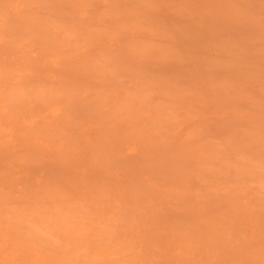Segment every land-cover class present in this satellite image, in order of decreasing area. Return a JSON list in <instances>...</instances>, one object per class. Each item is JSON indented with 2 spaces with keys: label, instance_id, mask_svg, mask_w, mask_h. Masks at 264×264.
<instances>
[{
  "label": "rangeland",
  "instance_id": "obj_1",
  "mask_svg": "<svg viewBox=\"0 0 264 264\" xmlns=\"http://www.w3.org/2000/svg\"><path fill=\"white\" fill-rule=\"evenodd\" d=\"M149 1L150 0H0V264H29L31 261V264H42V262H45V264L46 262L47 264H130L129 262H131V264H264L263 256L258 257L264 254H262V251H258L260 254L256 252L257 249L263 250L264 248V227L263 224L259 223L262 218V221L264 223V217L263 214H261L262 218L261 216H259L260 220L258 222V217H256L257 215L253 214V218L252 215H250L248 212L250 211L249 207L251 208L252 206V201L253 205L255 204L257 205V208L259 207V213L260 211H262L259 203H256L258 200H253V198L256 196L260 198L261 195H264V140H261V143L263 142L262 145L260 142H258L259 139H261V136H263L262 139H264V123H262L264 122V0H157L156 2L158 4L153 0L150 2ZM152 2H154V4ZM136 4L137 6L140 5L141 8L139 7L140 9L136 10ZM237 4L240 6V9H237L238 11H235L236 7L238 8ZM258 4L260 5V7ZM214 6L221 7L218 8ZM233 6L236 7L234 8ZM225 7L227 9H225ZM217 8L218 11H222L220 14V11L218 12V14H216ZM257 8H260V10L258 11ZM129 12H131V14ZM117 13H119V16L117 15ZM39 14L41 16H39ZM33 16L35 19H37L36 21ZM26 17L28 19L31 18L32 21L31 19L28 20ZM160 17H162L163 20ZM125 18L129 21H127ZM14 20L15 22H13ZM8 21H10L9 23L11 24L7 25ZM36 22H39V24H37ZM133 24L135 29H132L134 28ZM80 27L84 28L83 31L86 30V32H80V30L77 29H80ZM85 27L88 29H85ZM90 28H92L93 30ZM120 28H123L121 29V32ZM129 28H131L132 30ZM168 30L171 32H165ZM3 31L5 34L3 33ZM163 31L165 32V34ZM8 32L12 33H10L11 36L10 34H6ZM19 32H21L22 34H19ZM159 32L162 33L163 36ZM175 33L177 35H175ZM178 34H181L180 36H182V40L179 39L181 37H179ZM157 35L159 36L157 37ZM39 36L41 38H39ZM177 36L179 38H177ZM137 37L139 38L137 39ZM19 38L20 40H18ZM130 40L131 43L133 41L135 42L136 40L137 43L135 44L138 48H136L134 42L132 43L133 45L131 43H128ZM177 40L179 42H177ZM143 43H145V46L143 45ZM145 48H148V50L146 49L145 51ZM184 49L186 53L187 50H190L188 51V53H190L188 54V56L184 55V57H180H183L184 61H187H183L184 63H181L183 58L179 60L180 58L178 59L177 55H179L181 51H184ZM142 52L144 53V55ZM195 52L197 61H195V59H193L192 57V53L195 54ZM162 54H164V56L168 55L170 57L176 54L177 59L180 62H177V59L174 57L175 61H171V59L174 60L173 58H171L170 60L168 59L169 62L166 63L167 60H163L164 56H161ZM136 55H138L139 57ZM180 55H183V53ZM186 56L192 57V60L190 58L189 59L191 61L185 60L188 59ZM37 60H39V62ZM33 61L38 62L41 65H39L38 67L37 63V66H34L35 63L33 64ZM119 61L120 63H117ZM162 61H164L165 64H163L164 62ZM7 62L9 63L10 68H12L11 66L13 65L17 70H14V67L12 69H9V67L7 66ZM32 64L33 67H31ZM119 64H122L123 68L122 65L119 66ZM195 64L200 65L199 67H201L202 69L204 67V72L206 71L208 73H201L203 72L201 71V68H199V72L198 70L197 72L195 70L196 73H193L194 70L191 71V69H197V66ZM128 66L131 67L129 68ZM20 67L26 68H21V70L23 69L21 71L20 69H18ZM107 67L108 69H105ZM42 69L45 73L43 71L40 72ZM111 71H114L116 76H113L114 72L111 73ZM135 71L137 73H134ZM188 71L191 72L189 73ZM11 72L13 73V75ZM39 72L42 75L41 77L39 76ZM127 72L129 73L127 74ZM132 72L134 75L130 74ZM35 73H38V75H36ZM110 73L112 74L114 79H112ZM198 73L201 74V77ZM137 74L140 75V77ZM193 74L199 76L197 77L198 80ZM105 75H109L111 77L110 78L109 76H107L110 81L113 80V82H115L116 80L115 83L116 86L119 87V89H117L118 87L116 88V86L114 85L115 83H113L112 81L111 82L113 84L107 82L109 83L107 84V86L110 84L113 85V88L115 86V91L117 92L116 97L118 96L117 99H115V95H112L116 94L114 93L115 91H111V89H113L110 88L112 85L108 87V89H110L109 92H106V89L105 92L101 93V91H104L101 90V87H103L106 81H109V79L107 80V78L106 80H104ZM136 75L138 77H136ZM75 76L81 77L85 81H91L89 83L87 82V84L92 83L91 85H93V83H97L98 85V83H100V85H103H101V87L99 86L100 88H98V86L96 85V87L98 88L96 93V88L90 89L88 86H86V83H83V86L79 80L82 87L86 86L89 89L83 93L81 92L83 95L78 97V94H80V92L78 93L77 90L75 91V88L77 85H79V82L77 83L75 81L78 80V78H76ZM117 76L120 78H115ZM192 76L194 77L192 78ZM199 79H201V82L202 80H204L206 85L203 86V82L201 83ZM30 80L32 83L30 82ZM100 80H103L105 82L101 83ZM29 82L32 84L31 88L37 86L36 89L38 90L34 92V89H30L34 92L31 94L37 95V93L43 92L46 98H44V95L42 96L41 93L39 95V98L35 97V95L31 96L29 95V93H27L29 96L25 95V93L21 89V84H26H23V86L27 89V87H30ZM199 82L201 83V85ZM18 83L19 85H21L20 89L23 92H20L19 94L22 93L25 96H22V94H16L19 91L15 92L14 89L15 85H17ZM33 83H35L36 85ZM196 83H198V85L200 86H196ZM10 84L12 86H10ZM43 84L47 89L44 88ZM191 84L194 86H191ZM51 85L56 92L62 90V87L66 85H68L66 87H68L69 89L67 88L68 91H64V88V93L59 98L56 96V94L53 95L55 92L51 88ZM107 86L104 88H107ZM205 86L208 87V89L210 88V91L214 90L215 88V91L219 89V95L217 96L219 97L222 95L221 97L223 100V102L222 100L220 102V99H217L219 103H217V101L214 103L213 101H215L216 97L214 99L212 98V101H209V103L213 102L214 105L212 107V105L210 104V107L216 109L213 110L212 108L209 109L207 107L210 111L212 110L210 113L206 112L209 110L205 107V112L201 111L203 107H201L202 109L200 110L198 109V107L205 105L207 101L206 99L209 98L208 97L205 99L206 95H203L204 93L202 90H204L203 87L206 88ZM86 87L85 89H87ZM93 87H95V85H93ZM126 87H128L127 89L129 90L131 89L130 91L135 90L136 93H140V96H138V98L133 97V95H136L135 93L130 96L132 97V100L134 99V102L127 96L126 91H124L125 89L122 90ZM167 87H169L170 89H168ZM55 88L60 90L57 91L55 90ZM70 88L73 91H71ZM164 88H166L167 91ZM16 89H18V87ZM208 89L204 91L207 92ZM11 90L14 91L12 92ZM43 90H47L48 92L46 91L44 93ZM81 90L82 89H80V91ZM25 91L28 92V90ZM168 91L171 93H169ZM184 91H186L187 93ZM51 92L54 93L50 95ZM200 92L203 94L201 95ZM72 93L74 94L72 95ZM209 93L210 92H208V94ZM9 94H11L10 97ZM48 94L50 96H48ZM58 94L60 95L61 93L59 92L57 93V95ZM75 94L76 97L74 96ZM103 94H105V98H107V94H111L110 96L113 98V100H111V98L105 99L104 96V100L102 97H100L102 100H97V96H102ZM211 94L212 95H210V97H214V92H212ZM12 96L14 97V100L18 101H13L15 105L12 103ZM21 98H23V100L26 99V102L23 101L22 104H20L22 101L20 100ZM69 98H71L72 101ZM40 100L42 101V103L40 102ZM125 101L127 103L131 102L132 104L124 103ZM176 102L178 104H176ZM10 103H12L13 106ZM26 103L27 105L25 106ZM73 103H76L75 106H78L74 107ZM157 104H161L162 106L163 104H166L164 105L165 108L161 107V110L163 112V109H166V106L167 108H169L166 110V112L161 113L158 107L161 105ZM215 104L219 105V107L217 108ZM221 104L222 107H220ZM40 105L42 107H40ZM177 105L179 108L177 107ZM38 106L40 108H38ZM138 106H140V109L137 111ZM195 106L197 108H195ZM206 106H209V104H206ZM76 108L77 110H75ZM245 109H247L248 111H246ZM16 111L17 114L15 113ZM66 111H68L69 113ZM219 113H223L224 115L222 114V117H217L216 114ZM72 114L76 118L75 122H72L74 120H70L73 117L71 116ZM220 114L219 116H221ZM249 119H251V121ZM68 120L72 122L71 124L75 123V130L71 129V127L74 126H66L69 129L64 126L69 123ZM121 124H124L122 126L126 129V132H124V130L122 129L124 134L122 130H120L121 128L119 125ZM255 124L257 125V127L255 126ZM258 124H261L260 127ZM43 126L46 127L44 130ZM111 126L117 127L112 128ZM37 127L39 128V130L44 131L43 134H41V131L37 130L36 134H41V137L39 135L35 136L34 134H31L35 133L36 130H33V128L38 129ZM49 128L51 129L49 130ZM149 128L151 130L153 129L154 136ZM45 130H49L50 132L53 131L51 134L52 136L50 135L49 131V134L45 135ZM208 130H210L209 132L211 133H207ZM213 131H215V133ZM198 132L199 137L202 136L201 138L198 137ZM56 133L57 135H59L58 137L56 135L54 136V134ZM104 133H106V135ZM131 133L134 134L131 135L132 140L129 137V134ZM42 135H44V137ZM123 135H126V137L128 138L125 139ZM257 137L258 140H256ZM59 140L60 142H58ZM184 140H186V142ZM253 142H256L257 144ZM55 144H57V146ZM68 144H72L74 147H77L74 148L72 145ZM258 144L260 145L257 146ZM154 148H156L158 152ZM152 149H154L155 151ZM203 149L205 153L202 152ZM81 150H83L84 153L86 152L84 154L86 157H83V153L80 154ZM216 151H221L225 155L221 156V153L219 152V158H217ZM210 153L211 157H209V155L206 156ZM39 154L42 156H40ZM199 154L203 155L200 156ZM37 155L39 156V158L37 157ZM65 155H67L68 159ZM212 155H215L216 157ZM43 156H45V158ZM227 156L229 157L230 161L231 159L235 158L232 160L235 164L231 163L230 165V162H227ZM40 157H42L45 162L49 163L41 162L40 165L39 161H42ZM121 157L123 160L120 159ZM35 163H38L41 167L39 165L35 166ZM238 165L242 167L238 168ZM123 166L126 169L128 168L130 170L126 171L125 168H122ZM88 167L90 168V170ZM4 172H8L9 175L5 174ZM246 175L252 178L256 177V179H258L259 181L256 179H251L252 181L254 180L252 183V181L248 179L249 177H247ZM54 178L56 179L55 181H58V183H55V181L54 183L59 185H55V187L59 188V190L61 189V192H59L58 190V192L61 193V196L56 193L57 188H55V196L53 195V193H51V187L54 190V185L51 186L50 184H54L52 182ZM229 178L231 179V182L233 179V181H236L237 178H240L237 179V182L234 183H236L237 185H241L240 183L243 181L242 185L244 186V181H246L247 179L248 183L251 181L249 184H246L247 188L245 187V189L247 191L243 189V191L246 193L240 192L242 189L238 193L237 190L239 188L235 190V185L233 182L232 184L234 186L231 184ZM227 179L229 182L227 181ZM144 181H146V184L144 183ZM238 181L240 183H238ZM255 182H257L256 185ZM174 183L177 186L180 185L181 190H185L186 188V192H184V190L179 191V187L177 188ZM68 184H70V186H68ZM250 184L252 185L250 186ZM76 185H79V188ZM138 185L142 187L140 188L138 187ZM167 185H174L175 187L173 186L171 189L166 187ZM192 185L194 186L192 187ZM227 185H230L229 187H233H231L232 191ZM48 186H51L50 191H48ZM73 186L75 189H77V191L79 189L81 190H79L78 192L75 191L74 188H72L74 189L72 190L71 187ZM248 186L251 187V189ZM202 187L206 188V191ZM97 188L100 190H98ZM194 188L195 190H193ZM219 188L223 190L221 191ZM224 188H227V190H230L231 192H226V189ZM112 189L113 191L111 192ZM197 189L200 191L201 195L200 193H197ZM90 190L92 191V193ZM189 190H193V193H191V191L189 192ZM219 190L221 192L220 195H222L223 197H219V193L216 194V192H218ZM233 190L237 191V194L232 193ZM74 191L77 194L74 193ZM46 192H48L49 195L48 193L46 194ZM80 192L83 193L81 194ZM223 192L226 193L223 194ZM78 193H80L82 197L83 195H85V199L82 198L79 201L80 194ZM97 193H103L99 196L101 199L98 197ZM211 193L214 195L212 196ZM50 194H52L54 198H56V194L59 196H57V199H55V203H52L51 199L54 200V198ZM71 194L74 196V199L72 198L73 196ZM210 194L212 197L211 200L209 199L211 198L209 196ZM45 196H51V199L50 197L49 200L45 198L46 201H44V199L42 198H44ZM102 196L104 198H102ZM217 196L221 199H219ZM91 197L93 198L94 203ZM214 197L215 199L217 198V201H215ZM246 197L247 202L244 200L246 199ZM250 197L252 198V201L249 203L248 201L251 199ZM88 198L89 200H91H87ZM98 198L100 200H97ZM206 198L209 199L210 202H212V204L214 205H212L213 207H211L210 209L209 206L211 203ZM263 198L261 197V199L263 200L262 202L264 203ZM22 199H24L25 201ZM186 199H193L192 202L195 200L196 206L203 203H206V205L203 204L204 209L201 205L202 209H200L202 211L200 209L198 210V207L196 206H194V208L192 207L193 209L191 210V208H189L187 206V203L185 202ZM242 199L245 201V203H242L243 201L241 202ZM86 200L89 202L88 206H93L94 204H96L92 208V210L96 209L95 212L93 210L94 213H100L101 210L102 212H104H101L100 216L97 214L99 217L96 214H93L94 217L92 216V218H89L90 220H88L87 215L85 217L84 214L85 212L87 213V208L90 207L91 209V206L84 207L85 204H87ZM188 200L186 201L188 202ZM232 200L237 202H232ZM81 201H83V203H81ZM183 201L185 202V205H183ZM29 202L31 203V207L29 204H27ZM190 202L191 201H189L188 203ZM262 202H260V204ZM14 203L16 205H14ZM71 203L73 205H71ZM76 203L80 204H78L79 208L81 206L86 208V211L84 209L85 212L81 211L82 209H79V211L83 212L84 214H73L75 213V211H78L74 208V205H76ZM127 203L130 205V207L128 206L129 208H127ZM180 203H182V206L180 205ZM207 203L210 204L208 205ZM246 203L250 204L251 206H244L246 205ZM18 204H21V207ZM32 204L35 205V209L34 206L32 207ZM38 205L40 206V210L38 209ZM56 205H58L57 208ZM14 206H16V208ZM121 207H123L124 209ZM262 207L264 208V204L262 205ZM58 208L60 210H58ZM111 208L113 213L111 212ZM131 208L132 210H130ZM195 208L197 209L193 213V210ZM205 208L208 210H206ZM2 209L5 210L2 211ZM36 209H38L39 211H37ZM46 209L49 210L47 211ZM70 209H74L75 211H69ZM121 209L124 210V212H127L124 214V216H122L123 214H119ZM241 209L242 212L240 211ZM43 210L46 211L43 212ZM61 210L63 211V213L60 212ZM161 210L164 211L162 212L163 214H161ZM8 211H10L9 214L7 213ZM57 211L59 212L57 213ZM196 211H200L199 213L201 214H197L198 212L195 213ZM226 211L229 213L231 212L235 216L237 215L236 217L234 216V219H236L231 220L232 217H225L229 214ZM11 212L13 214H11ZM36 212H38L39 214H37ZM66 212H68L69 214ZM124 212L121 211V213ZM154 212L157 214H155ZM224 212L225 216L223 215ZM238 212H240L241 214L245 212L244 216L246 217L247 215L246 218H248V220L246 221L245 219H242L243 215H240ZM4 213H6L10 217H7V215H4ZM52 213H54V215L57 214L58 216H52ZM60 213L63 215L65 213L66 216L70 217L71 214H73L72 217H69L68 219V221L70 220L72 224H70L71 222L69 223L68 221H65V216L61 215ZM104 213L107 216H105ZM231 213L229 215H231ZM154 214L155 217L157 216L158 219L161 220L159 222L157 219L159 223H156ZM159 214L161 216L165 215L166 218L161 217L160 219ZM221 214L223 215V218L225 217L227 219H223L221 217ZM77 215L79 217H77ZM82 215H84V217ZM219 215L221 219L218 218ZM239 215L242 217L238 219ZM73 216L79 219L77 220V218L75 219ZM95 216H97L98 219ZM121 216L124 217L125 221H133L135 219L134 222H136V224L139 222L138 224L141 225H138L137 228V225L135 223V225L133 223L131 224V221L127 223L122 220L123 218L121 219ZM142 216L144 217V219ZM4 217H6L7 219H5ZM129 217L130 220H128ZM229 217L230 219H228ZM217 218L221 221H218ZM60 219L62 222L60 221ZM151 219L154 220L151 221ZM141 220L145 221L148 227L146 225L144 226L145 222L142 223ZM233 220L234 224L231 225L230 223L233 222ZM236 220L238 221V223ZM101 221L105 223L104 230L108 228L106 227V223H108L109 226L110 222H116V226L114 225L112 227V230L110 231L108 228L106 230V235V232L104 230L101 232V229L103 228ZM256 221L259 223V225L261 224L262 227L261 225H257ZM73 222H75L76 227H74L75 225H73ZM161 222H163L165 225L161 224ZM213 222H215V226L213 225ZM239 222L242 225L247 226L246 228L243 227V229H245L246 232L250 233L249 236H247V233L242 229V227L241 229L243 230V232L241 233L242 230L239 227L242 225H237L240 224ZM79 223H82L83 225H79ZM123 223H125L124 226L126 228L123 226ZM94 224H97L96 228ZM120 224H122V226ZM188 224L189 226H191L188 227ZM192 224L194 225V227ZM229 224L233 227L236 224L237 230H235L234 228L231 232L228 230L231 229L230 227L225 228L228 227ZM15 225L19 228H22L24 226L22 229H27L25 231L27 233L24 232V234V230H19V228L15 227ZM162 226L164 227L162 228ZM186 226L187 229L185 228ZM209 226L211 230H214L216 228L215 230L217 232L215 230L213 231L214 233L210 231ZM213 226L215 228H213ZM222 226H225V229H223ZM258 227L262 229V231L260 230L262 232L261 235L259 234L260 232L257 233L258 235L254 234V232H257ZM127 228L129 232L127 231ZM146 229L147 231H145ZM168 229L169 231H167ZM172 229L174 232L171 231V233L170 230ZM181 229H183V231H181ZM190 229L192 231H189ZM217 229L219 231L223 230V232L228 230V235L233 234V238L231 236L227 237V234L223 232H220L222 233L221 237L218 236L219 231ZM233 230H235L236 235L234 234ZM19 231L21 232L20 236L24 235L21 238L20 236H18ZM113 231L115 232V234ZM175 231L181 232L178 233V235L181 234L180 236L182 238V241L185 242H187V237L190 238L189 236L191 235V233L187 235L188 232L197 231L196 234L198 235L199 233V237L201 236L200 238L203 239L202 241H196V237L194 238L191 235V237L194 239H190L187 244L184 243L182 245V243L179 244V242H175L177 241L175 240L176 238L179 239L177 234H175L177 233ZM154 232L156 235L154 234ZM130 233L133 234H131L130 236ZM204 233H207L208 238L210 237L208 240V244L212 243L213 239L215 242V239H219L221 243L222 239L224 240L222 244H226L225 247L222 244L219 245L218 240V245L215 242L209 245L211 246V248L209 247L211 251H213L212 249H215V251L210 252V250L207 249L208 247L206 240L208 238L206 234L205 236L207 239H205L203 235H201ZM193 234L195 235V233ZM213 234L214 237H217H212ZM13 235L15 237H13ZM25 235L28 237H26ZM234 235L235 237L238 236L236 237L238 242H235L236 240L234 239ZM39 236L45 237L42 239ZM134 236L138 239H135ZM155 236H157L158 239ZM17 237L19 240L17 239ZM37 237L39 238V240ZM211 237L213 239H211ZM22 238H25V242H28V244L30 242L29 246L26 245L25 242H21L24 241ZM226 238H228L230 241ZM33 239H36L37 241ZM197 239L199 238L197 237ZM232 239H234V242L237 243V245L233 241L231 242ZM159 240L161 242H159ZM242 240L245 241L244 244L241 243ZM173 241L177 244L176 248H172L174 246ZM45 242L48 244H45ZM134 242L137 244L141 243V245L139 244L140 246H137L136 244H133ZM42 243L45 244V246ZM170 243L173 246H171ZM196 243H200L199 245H201V247H199V245L197 247ZM205 244L207 248L205 247ZM35 245L36 247H32ZM142 245H144L145 247ZM181 245L184 246L182 250H180ZM202 245L204 246V248ZM190 246L194 248L192 249V247ZM217 246H219V248L221 246L222 247L219 250ZM235 246L239 249L241 248L242 251L245 252H238V249ZM29 247H31L32 251ZM50 247L51 249H49ZM138 247H140L141 250H139ZM170 247L173 249V253H171L172 251L170 250ZM233 247L234 249H232ZM16 248H18V250ZM186 248H188L187 252ZM167 250H169L170 252H168ZM252 250V253L254 255L256 254L255 256L258 257L259 260H257V258H255L254 256L249 257L250 254L247 253ZM40 251L44 252L45 257L43 254H38L40 253ZM231 252L232 255L234 254L233 256L231 255L232 257L230 256ZM27 253L31 254L33 257L30 255V258L29 254L27 255ZM46 253L48 254V256H52V258L48 257ZM115 254L117 256H115ZM210 254L212 258L210 257ZM235 255H238L237 258ZM39 257H42L41 261H39ZM46 257L48 260H46ZM33 258L34 260L37 259L35 263ZM143 258L145 261H143ZM162 258H164V260H169V262L163 261ZM197 258L199 259V261L197 260ZM30 259L32 260L30 261Z\"/></svg>",
  "mask_w": 264,
  "mask_h": 264
},
{
  "label": "bare ground",
  "instance_id": "obj_2",
  "mask_svg": "<svg viewBox=\"0 0 264 264\" xmlns=\"http://www.w3.org/2000/svg\"><path fill=\"white\" fill-rule=\"evenodd\" d=\"M150 1H152V0H150ZM150 1H149V2H150ZM153 1L156 2L157 0H153ZM231 1H232V0H231ZM233 1H234V0H233ZM247 1H248V0H247ZM85 2H86V1H85ZM88 2H89V1H88ZM88 2H87V3H88ZM152 3L154 4V2H152ZM156 3H157V2H156ZM233 3H235V2H233ZM233 3H232V4H233ZM239 3H240V1H239ZM243 3H244V2H243ZM137 4H138V3H137ZM137 4H136L135 6H137ZM153 4H152V7H153ZM157 4H158V3H157ZM237 5H238V4H237ZM237 5H236V6H237ZM254 5H255V4H254ZM258 5H259V4H258ZM258 5H257V6H258ZM135 6H134V7H135ZM236 6H233V7L235 8ZM242 6H243V5H242ZM262 6H263V5H262ZM137 7H138V8H137ZM137 7H136V10H138V9L141 8L140 5H138ZM139 7H140V8H139ZM152 7H151V8H152ZM156 7H157V6H156ZM214 7H218V8H219V7H221V6H214ZM226 7H227V6H226ZM226 7H225V9H227ZM246 7H247V6H246ZM259 7H260V5H259ZM25 8H26V7H25ZM25 8H24V9H25ZM218 8H217V13L215 12L216 14H218L219 11H220L219 14L222 12L221 10L218 11ZM255 8H256V7H255ZM126 9H127V8H126ZM131 9H132V8H131ZM142 9H143V8H142ZM223 9H224V7H223ZM237 9H240V6H239V5H238V8L236 7V10H235V9H234V10H235V11H238ZM244 9H245V8H244ZM257 9H258V11L260 10V8H257ZM262 9H263V8H262ZM5 10H6V9H5ZM124 10H125V9H124ZM214 10H215V9H214ZM231 10H232V8H231ZM116 11H117V10H116ZM119 11H120V10H119ZM119 11H118V12H119ZM128 11H130V10H128ZM146 11H147V10H146ZM146 11H145V12H146ZM148 11H149V10H148ZM150 11H151V10H150ZM122 12H125V11H122ZM126 12H127V11H126ZM129 13L131 14V12H129ZM146 13H147V12H146ZM153 13H154V12H153ZM226 13H227V11H226ZM1 14H2V13H1ZM55 14H56V13H55ZM93 14H94V13H93ZM118 14H119V13H117V15H118ZM123 14H124V13H123ZM222 14H223V13H222ZM260 14H261V13H260ZM32 15H33V14H32ZM32 15H31V16H32ZM102 15H103V14H102ZM117 15H116V16H117ZM127 15H128V13H127ZM31 16H30V17H31ZM37 16H38V15H37ZM39 16H41V15L39 14ZM39 16H38V17H39ZM43 16H44V15H43ZM118 16H119V15H118ZM121 16H122V15H121ZM125 16H126V14H125ZM132 16H133V15H132ZM139 16H141V15H139ZM139 16H138V17H139ZM0 17H1V16H0ZM35 17H36V16H35ZM38 17H37V18H38ZM49 17H50V16H49ZM51 17H52V16H51ZM102 17H103V16H102ZM102 17H101V19H102ZM256 17H257V16H256ZM261 17H263V16H261ZM26 18H27V17H26ZM26 18H25V19H26ZM33 18H34V16H33ZM160 18L162 19V17H160ZM216 18H217V17H216ZM7 19H8V18H7ZM27 19H28V18H27ZM29 19H31V18H29ZM29 19H28V20H29ZM34 19H35V18H34ZM34 19H33V20H34ZM120 19H121V18H120ZM123 19H124V17H123ZM125 19H126V18H125ZM0 20H1V18H0ZM12 20H13V19H12ZM12 20H11V21H12ZM36 20H37V19H35V21H36ZM39 20H40V19H39ZM114 20H115V19H114ZM126 20H127V19H126ZM157 20H158V18H157ZM162 20H163V19H162ZM247 20H248V19H247ZM259 20H260V19H259ZM31 21H32V19H31ZM42 21H43V20H42ZM127 21H129V20H127ZM242 21H243V20H242ZM261 21H262V20H261ZM9 22H10V21H8V23L6 22L7 25H8V24H11V23H9ZM13 22H15V20H14ZM75 22H76V21H75ZM122 22H123V21H122ZM20 23H22V22H20ZM30 23H31V22H30ZM36 23H37V22H36ZM132 23H133V22H132ZM134 23H135V22H134ZM139 23H140V22H139ZM242 23H243V22H242ZM23 24H24V23H23ZM37 24H39V22H38ZM41 24H42V22H41ZM125 24H126V23H125ZM125 24H124V25H125ZM137 24H138V23H137ZM5 25H6V24H5ZM15 25H17V24H15ZM21 25H22V24H21ZM32 25H34V24H32ZM117 25H118V24H117ZM131 25H132V24H131ZM258 25H259V24H258ZM11 26H12V25H11ZM11 26H10V27H11ZM35 26H36V24H35ZM42 26H43V24H42ZM42 26H39V27H42ZM45 26H46V25H45ZM49 26H50V25H49ZM86 26H87V25H86ZM110 26H111V25H110ZM135 26H136V24H135ZM13 27H15V26H13ZM13 27H12V28H13ZM16 27H17V26H16ZM33 27H34V26H33ZM74 27H75V26H74ZM133 27H134V24H133ZM164 27H165V26H164ZM18 28H19V27H18ZM45 28H46V27H45ZM75 28H76V27H75ZM8 29H9V28H8ZM15 29H17V28H15ZM38 29H39V28H38ZM77 29L80 30V32H82L84 28L80 27V29H79V28H77ZM85 29H88V28L85 27ZM90 29H92V28H90ZM114 29H115V28H114ZM121 29H123V28H120V32H121ZM129 29H131V28H129ZM132 29H135V27L132 28ZM132 29H131V30H132ZM137 29H138V28H137ZM165 29H166V28H165ZM218 29H219V28H218ZM263 29H264V28H263ZM22 30H23V29H22ZM22 30H21V31H22ZM92 30H93V29H92ZM158 30H159V29H158ZM172 30H173V28H172ZM9 31H10V30H9ZM35 31H36V30H35ZM35 31H34V32H35ZM37 31H38V30H37ZM42 31H43V28H42ZM89 31H90V30H89ZM115 31H116V30H115ZM174 31H175V30H174ZM215 31H216V30H215ZM44 32H45V31H44ZM77 32H79V31H77ZM83 32H86V30H84ZM118 32H119V30H118ZM134 32H135V31H134ZM163 32H164V31H163ZM165 32H171V31L168 30V31H165ZM165 32H164V34H165ZM175 32H176V31H175ZM213 32H214V31H213ZM3 33H4V31H3ZM10 33H11V32H10ZM10 33L8 32V33H6V34H10ZM40 33H41V32H40ZM159 33H160V32H159ZM159 33H158V34H159ZM4 34H5V33H4ZM11 34H12V33H11ZM11 34H10V36H11ZM19 34H22V33L19 32ZM114 34H115V32H114ZM126 34H127V33H126ZM160 34H162V33H160ZM171 34H172V33H171ZM15 35H16V34H15ZM36 35H37V33H36ZM36 35H35V36H36ZM117 35H119V34H117ZM130 35H131V34H130ZM133 35H134V34H133ZM166 35H167V34H166ZM166 35H165V36H166ZM175 35H177V34L175 33ZM178 35H179V34H178ZM180 35H181V34H180ZM180 35H179V37H181V38H179L178 36H177V38H179V39L182 40L183 38H182V36H180ZM17 36H18V35H17ZM158 36H159V35H157V37H158ZM162 36H163V34H162ZM263 36H264V35H263ZM1 37H2V36H1ZM7 37H8V35H7ZM12 37H14V36H12ZM18 37H19V36H18ZM5 38H6V37H5ZM39 38H41V37L39 36ZM138 38H139V37H137V39H138ZM175 38H176V37H175ZM11 39H12V38H11ZM43 39H44V38H43ZM137 39H136V40H137ZM160 39H161V38H160ZM179 39H178V40H179ZM263 39H264V38H263ZM18 40H20V38H19ZM136 40H135V42L133 41L134 44L137 43ZM154 40H155V39H154ZM157 40H158V39H157ZM178 40H177V42H179ZM38 41H39V40H38ZM41 41H43V40H41ZM119 42H120V41H119ZM133 42H132V43H133ZM138 42H139V41H138ZM149 42H150V41H149ZM38 43H39V42H38ZM128 43H131V40H130ZM132 43H131V44H132ZM145 43H146V42H145ZM145 43H143V45H144ZM155 43H156V42H155ZM184 43H185V42H184ZM160 44H161V43H160ZM132 45H133V44H132ZM135 46H136V48H138L136 44H135ZM144 46H145V45H144ZM50 47H51V46H50ZM154 47H155V46H154ZM162 47H163V46H162ZM167 47H168V46H167ZM39 48H40V47H39ZM134 48H135V47H134ZM54 49H55V48H54ZM142 49H143V47H142ZM142 49H141V51H142ZM146 49L148 50V48H145L144 50L146 51ZM164 49H165V48H164ZM153 50H154V49H153ZM160 50H161V49H160ZM191 50H192V49H191ZM263 50H264V49H263ZM263 50H262V51H263ZM136 51H138V50H136ZM145 51H144V53H145ZM151 51H152V48H151ZM188 51H190V50H187V53L185 52V49H184V51H181L180 54L183 53V55H180V54L177 55V56H178V59H179L181 56L184 57V55H187V56H188V54L190 53V52L188 53ZM133 52H134V50H133ZM139 52H140V51H139ZM161 52H162V51H161ZM163 52H164V51H163ZM191 52H192V51H191ZM263 52H264V51H263ZM131 53H132V52H131ZM136 53H137V52H136ZM142 53H143V52H142ZM142 53H141V54H142ZM144 53H143V55H144ZM166 53H167V52H166ZM175 53H176V52H175ZM185 53H186V54H185ZM132 54H133V53H132ZM137 54H138V53H137ZM172 54H173V53H172ZM177 54H178V53H177ZM248 54H249V53H248ZM134 55H135V54H134ZM195 55H196V52H195V54L192 53V57H193V59H195V61H197ZM131 56H132V55H131ZM136 56H138V55H136ZM161 56H164V54H162ZM166 56H168V55H165V56L163 57V60H167L166 63L169 62V60H170L171 58L174 59V57H175V58L177 59L176 54H174V55L171 56V57H170V56L166 57ZM187 56H186V57H187ZM132 57H133V56H132ZM138 57H139V56H138ZM183 57H182V58H183ZM186 57H185V58H186ZM192 57L189 56V57H187L188 59H185V60H190ZM114 58H115V56H114ZM164 58H165V59H164ZM166 58H167V59H166ZM182 58H180L179 60H181ZM189 58H190V59H189ZM123 59H124V57H123ZM168 59H169V60H168ZM178 59L176 60L177 62L179 61ZM18 60H19V59H18ZM159 60H161V59H159ZM191 60H192V59H191ZM191 60H190V61H191ZM246 60H247V59H246ZM37 61L39 62V60H37ZM116 61H117V60H116ZM120 61H121V60H120ZM120 61L117 62V63H120ZM171 61H175V59H174V60L171 59ZM171 61H170V62H171ZM183 61H184V58L182 59L181 63L187 62V61H184V62H183ZM247 61H248V60H247ZM38 62H34V61H33V64L35 63L34 66H37V65H38V67H39V65H41V64H39ZM124 62H125V61H124ZM162 62H164V61H162ZM179 62H180V61H179ZM238 62H239V61H238ZM241 62H242V61H241ZM254 62H255V61H254ZM7 63H8V62H7ZM37 63H38V64H37ZM126 63H127V62H126ZM159 63H161V62H159ZM194 63H195V62H194ZM247 63H248V62H247ZM22 64H23V63H22ZM22 64H21V65H22ZM33 64H32L31 67H33ZM36 64H37V65H36ZM115 64H116V63H115ZM115 64H114V65H115ZM122 64H123V63H122ZM122 64H119V66L122 65ZM163 64H165V62H164ZM241 64H242V63H241ZM254 64H255V63H254ZM21 65H20V66H21ZM23 65H25V64H23ZM107 65H108V64H107ZM107 65H106V66H107ZM124 65H125V64H124ZM195 65H196V64H195ZM202 65H204V64H202ZM237 65H238V64H237ZM252 65H253V64H252ZM7 66L9 67V63H8ZM16 66H18V65H16ZM25 66H26V65H25ZM115 66H116V65H115ZM126 66H127V65H126ZM126 66H124V67H126ZM196 66H197V69H195V68H194V69H191V68H190L191 71L194 70L193 73L195 72V70H196V72H197V70H198V72L200 71V69H199V68H201V67H199L200 65H196ZM253 66H254V65H253ZM256 66H257V65H256ZM11 67H12V68L14 67L13 69H14V70H17V69L15 68V66L12 65ZM38 67H37V68H38ZM40 67H41V66H40ZM128 67L130 68L131 66H128ZM136 67H137V66H136ZM136 67H135V68H136ZM176 67H177V66H176ZM254 67H255V66H254ZM12 68L9 67V69H12ZM21 68H24V69H25L26 67H20V68H18V69L21 70ZM101 68H102V67H101ZM122 68H123V65H122ZM132 68H133V67H132ZM132 68H131V69H132ZM135 68H134V69H135ZM259 68H261V67H259ZM262 68H263V67H262ZM105 69H108V67L105 68ZM187 69H188V68H187ZM190 69H189V70H190ZM201 69H202V68H201ZM203 69H204V67H203ZM203 69L201 70V71H203V72H201V73H205V72H206V71L204 72ZM22 70H23V69H22ZM22 70H21V71H22ZM73 70H74V69H73ZM102 70H103V69H102ZM102 70H101V71H102ZM127 70H128V69H127ZM4 71H5V70H4ZM24 71H25V70H24ZM28 71H29V70H28ZM37 71H38V69H37ZM42 71H43V69H42L40 72H42ZM125 71H126V70H125ZM130 71H131V70H130ZM191 71H190V72H191ZM5 72H6V71H5ZM40 72H39V74H40L39 76L41 77L42 75H41ZM43 72H44V71H43ZM112 72H114V71H111V73H112ZM188 72H189V71H188ZM188 72H187V74H188ZM190 72H189V73H190ZM196 72H195V73H196ZM249 72H250V71H249ZM249 72H248V73H249ZM6 73H7V72H6ZM11 73H12V72H11ZM44 73H45V72H44ZM107 73H108V72H107ZM107 73H106V74H107ZM111 73H110V75H111L112 79H114L113 76H116V75H115V72L113 73V76H112ZM128 73H129V72H127V74H128ZM134 73H137V72L135 71ZM206 73H208V72H206ZM9 74H10V72H9ZM35 74L38 75V73H35ZM42 74H43V73H42ZM130 74L134 75L133 72L130 73ZM138 74H140V73H138ZM138 74H137V75H138ZM162 74H163V73H162ZM198 74H199V76L201 75L200 73H198ZM12 75H13V73H12ZM12 75H11V76H12ZM72 75H73V73H72ZM101 75H102V74H101ZM103 75H104V74H103ZM137 75H136V77H138V76L140 77V75H138V76H137ZM193 75L196 76V74H193ZM203 75H204V74H203ZM107 76H109V75H107ZM107 76H106V75L104 76V80H106V78H107V80L109 79ZM199 76H198V75L196 76V79H197V80H198L197 77H199ZM209 76H210V75H209ZM75 77H76V76H75ZM109 77H110V76H109ZM111 77H110V78H111ZM136 77H135V78H136ZM193 77H194V76H192V78H193ZM200 77H201V76H200ZM76 78H78V80H75V79H74V80H75L77 83H78L79 80H80V82L82 83V85H83V83H86V86H88L90 89H93V88L95 89V88H96V89H95V90H96V91H95L96 93H97L98 88H100L101 85H103V84L100 85V83H98V85H97V83H93V85H95V87H93V85H91L92 83L87 84V82L89 83V82H91V81H89V80H86V81H85V80H83L81 77H76ZM80 78H81V79H80ZM115 78L118 79V78H120V77L117 76V77H115ZM202 78H203V77H202ZM202 78H201V79H202ZM201 79H199L200 82H201ZM74 80H73V81H74ZM82 80H83V82H82ZM134 80H135V79H134ZM5 81H6V80H5ZM100 81H101V83H104V82H105V81H103V80H100ZM111 81L113 82V80H111ZM111 81H110V79H109V81H106V82L104 83L103 87H101V90H104V91H101V93H102V92H105L106 89H107L106 92H107V91L109 92L110 89H108V87H110L113 83H115L116 80H115V82H113V83H112ZM117 81H118V80H117ZM30 82H31V80H30ZM30 82H29V84H30L29 86H30V87H27V89H26V87L23 86L24 83L21 84V85H22L25 89H24L21 85H19V83H18L17 85H15V89H14L15 92H16V91H17V92L19 91V92L16 93V94H19V93L22 92V90H23V92L25 93V95H28L27 93H29V95H31V96H32V95H35V97H38V98H39V95H40V93H41V95L43 96V95H44L43 92L37 93V95H36V94H31V93H34V92H36V91H38V90L36 89L37 86H34L35 88H34V87L31 88V85H32L31 83H32V82H31V83H30ZM35 82H36V81H35ZM80 82H79V85H77L76 88H75V91L77 90L78 93L80 92V94H81V95L78 94V97H79V96H82V95H83L82 93L85 92V91H87V90L89 89V88H87L86 86H85V87H86L87 89H85V87H82V85L80 84ZM107 82L112 83V84H110V85L107 86V84H109V83H107ZM193 82H194V81H193ZM200 82H199V83H200ZM202 82H203V83H202ZM202 82H201V83H202L203 86L206 85L204 80H202ZM11 83H12V82H11ZM63 83H64V81H63ZM74 83H75V82H74ZM77 83H76V84H77ZM135 83H136V82H135ZM201 83H200V85H201ZM15 84H16V83H15ZM33 84H35V83H33ZM105 84H106L107 88H104V87H106ZM117 84H118V83H117ZM196 84H197L196 86H200V85H198V83H196ZM18 85H19V86H18ZM24 85H26V84H24ZM35 85H36V84H35ZM39 85H40V84H39ZM96 85L98 86V88L96 87ZM114 85L116 86V83H115ZM118 85H119V84H118ZM122 85H124V84H122ZM138 85H139V83H138ZM152 85H153V84H152ZM10 86H12V85L10 84ZM20 86H21V89H22V90L20 89ZM43 86H44V88H46V86H45L44 84H43ZM59 86H60V85H59ZM63 86H64V85H63ZM66 86H68V85H66ZM66 86H64V87L61 86L63 89L65 88L64 91H68V90H67L68 87H66ZM78 86H79V87H78ZM83 86H84V85H83ZM99 86H100V87H99ZM115 86H114V88H113V85L110 87V88H113V89H111L112 92L115 91V89L118 87V86H116V88H115ZM135 86H136V84H135ZM163 86H164V85H163ZM191 86H194V85L191 84ZM208 86H211V85H208ZM17 87H18V89H16ZM48 87H50V86H48ZM57 87H58V86H57ZM81 87H82V88H81ZM120 87H121V86H120ZM123 87H124V86H123ZM205 87H206V86H205ZM51 88L53 89L52 85H51ZM59 88H60V87H59ZM62 88H61V89H62ZM77 88H78V89H77ZM79 88L82 89V90L80 91ZM83 88H84V89H83ZM127 88H128V87L123 88L122 90L125 89L124 91H126L127 96H128L129 98H131V100H132V97H130V96H132V94H134V93H135L136 95H133V97H137V98H138V96H140V93H139V92H137V93H139V94H137L135 90L130 91L131 89L129 90V89H127ZM129 88H130V87H129ZM137 88H138V86H137ZM156 88H157V87H156ZM162 88H163V87H162ZM167 88L170 89L169 87H167ZM171 88H172V87H171ZM196 88H197V87H196ZM19 89H20V90H19ZM30 89H31V90L34 89V90H33L34 92L31 91ZM46 89H47V88H46ZM63 89L60 90V89L55 88V90H57V91L60 90L59 92H60L61 94H60V95H59V94L57 95V93H59V92H56V91H54V89H53V91H54L55 93H54V92H51L50 95H52V93H54L53 95L56 94V96L60 98V96L63 95V93H64ZM68 89H69V88H68ZM70 89H71V88H70ZM117 89H119V87H118ZM164 89H166V88H164ZM197 89H198V88H197ZM203 89L206 91V89H208V87H206V88L203 87ZM213 89H214V88H213ZM215 89H216V88H215ZM215 89H214V90H211L212 92H214V94H213L214 97H210V95H212V94H211L212 92L210 91V88L208 89L207 92H205L204 90L200 89V90H202L203 93H204V94L201 93V92H202V91H201V92H200L201 95H202V94H203V95H206V96H205V99L208 98V97L211 98V99H209V98H208L209 100L206 99L207 101L205 100V101H206L205 105H202V106L198 107L199 110L202 109L201 107H203V109H202L201 111H204V110L206 111V109H208V108L211 109L216 101H217V103H219V101L221 102V100H222V97H221V96H222V95H221V93H220L221 96L218 97L217 95H219V89H218L217 91H215ZM5 90H6V89H5ZM14 90H11V91L13 92ZM25 90H28V92H26ZM49 90H50V89H49ZM145 90H146V89H145ZM180 90H181V89H180ZM30 91H31V92H30ZM41 91H42V90H41ZM43 91H44V93H45L47 90H43ZM61 91H62V92H61ZM71 91H73V90L71 89ZM92 91H94V90H92ZM99 91H100V90H99ZM111 91H110V92H111ZM134 91H135V92H134ZM137 91H138V90H137ZM159 91H161V90H159ZM166 91H167V89H166ZM171 91H172V90H171ZM175 91H177V90H175ZM175 91H174V92H175ZM178 91H179V90H178ZM186 91H187V90H186ZM186 91H184V92H186ZM197 91H198V90H197ZM4 92H5V91H4ZM4 92H3V93H4ZM23 92H22V93H23ZM47 92H48V91H47ZM69 92H70V90H69ZM81 92H82V93H81ZM127 92H129V93H127ZM131 92H132V93H131ZM163 92H164V91H163ZM168 92H169V91H168ZM187 92H188V91H187ZM187 92H186V93H187ZM208 92H210V93L208 94ZM216 92H218V93H216ZM220 92H221V91H220ZM5 93H6V92H5ZM22 93H21V94H22ZM99 93H100V92H99ZM101 93H100V94H101ZM114 93H116V94H112V95H115V97H116L117 92L115 91ZM169 93H171V92H169ZM180 93H181V92H180ZM186 93H184V94H186ZM206 93H207V94H206ZM248 93H249V92H248ZM21 94H19V95H21ZM73 94H74V93H72V95H73ZM129 94H130V95H129ZM176 94H177V93H176ZM190 94H191V93H190ZM7 95H8V93H7ZM10 95H11V94H9V97H10ZM25 95L22 94V96H25ZM29 95H28V96H29ZM46 95H47V94H46ZM50 95L48 94V96H50ZM107 95H108V96H107ZM107 95H106L107 98H111V100H113V98L110 96L111 94H110V95L107 94ZM188 95H189V93H188ZM191 95H192V94H191ZM191 95H190V96H191ZM193 95H194V94H193ZM208 95H209V96H208ZM4 96H5V95H4ZM48 96H47V97H48ZM64 96H65V95H64ZM74 96L76 97V94H75ZM103 96H104V98H105V94H103L102 96H101V95H100V96H97V97H98L97 100H99V99L102 100L100 97L103 98ZM109 96H110V97H109ZM224 96H225V95H224ZM240 96H241V95H240ZM250 96H251V95H250ZM6 97H8V96H6ZM26 97H27V96H26ZM33 97H34V96H33ZM35 97H34V98H35ZM43 97L46 98L45 95H44ZM57 97H56V98H57ZM75 97H74V98H75ZM78 97H77V98H78ZM117 97H118V96H117ZM117 97H116L115 99H117ZM128 97H127V99H128ZM188 97H189V96H188ZM215 97H216V99H215V101H213L214 103H213V102H212V103H209V101H212V98L214 99ZM217 97H218V98H217ZM248 97H249V96H248ZM11 98H13L12 103L15 105V103H14L13 101H16V100H14V97H13V96H12ZM11 98H10V99H11ZM23 98H24V97H23ZM23 98L20 99V100H22L20 104H22V102L26 100V99L23 100ZM38 98H37V99H38ZM104 98H103V100H104ZM107 98H105V99H107ZM185 98H186V97H185ZM201 98H202V97H201ZM0 99H1V96H0ZM35 99H36V98H35ZM69 99L71 100V98H69ZM80 99H81V98H80ZM186 99H187V98H186ZM217 99H220V100L218 101ZM2 100H4V99H2ZM7 100H8V99H7ZM49 100H50V99H49ZM129 100H130V99H129ZM129 100H127V101H129ZM139 100H140V98H139ZM188 100H189V99H188ZM0 101H1V100H0ZM38 101H39V100H38ZM71 101H72V100H71ZM71 101H70V102H71ZM132 101L134 102V99H133ZM2 102H3V101H2ZM16 102H18V101H16ZM25 102H26V101H25ZM28 102H29V101H28ZM40 102L42 103L41 100H40ZM117 102H118V100H117ZM222 102H223V100H222ZM12 103H10V104L12 105ZM38 103H39V102H38ZM85 103H86V102H85ZM122 103H123V102H122ZM124 103H127V102L125 101ZM128 103H131V102H128ZM128 103H127V104H128ZM136 103H137V102H136ZM183 103H185V102H183ZM203 103H204V102H203ZM50 104H51V103H50ZM54 104H55V103H54ZM75 104H76V103H75ZM75 104L73 103V106H74V107L78 106V105L75 106ZM77 104H78V103H77ZM127 104H126V105H127ZM131 104H132V103H131ZM134 104H135V103H134ZM171 104H172V102H171ZM176 104H178V103L176 102ZM192 104H193V103H192ZM197 104H198V103H197ZM206 104H209V106H206ZM210 104L212 105V107H210ZM263 104H264V103H263ZM263 104H262V105H263ZM23 105H24V103H23ZM26 105H27V103L25 104V106H26ZM37 105H38V104H37ZM42 105H43V104H42ZM82 105H83V104H82ZM120 105H121V104H120ZM124 105H125V104H124ZM157 105H161V104H157ZM164 105H166V104H163V106H162V105H161V106H158L159 109H160V112H161V113L163 112L161 109H162L163 107L165 108ZM12 106H13V105H12ZM21 106H22V105H21ZM93 106H94V105H93ZM121 106H122V105H121ZM132 106H134V105H132ZM215 106H216L217 108L219 107V105H216V104H215ZM223 106H224V105H223ZM14 107H15V106H14ZM22 107H23V106H22ZM40 107H42V106L40 105ZM40 107L38 106V108H40ZM139 107H140V106H138V108L136 107V108H137V111L140 109ZM156 107H157V106H156ZM161 107H162V108H161ZM177 107H178V105H177ZM180 107H181V105H180ZM192 107H193V106H192ZM204 107H205L206 109H205ZM207 107H208V108H207ZM220 107H222V104L220 105ZM12 108H13V107H12ZM77 108H78V107H77ZM77 108H76L75 110H77ZM100 108H101V107H100ZM168 108H169V107H168ZM168 108H167V106H166V109H163L164 112H166V110H167ZM178 108H179V107H178ZM182 108H184V107H182ZM182 108H181V109H182ZM195 108H197V107L195 106ZM214 108H215V107H214ZM14 109H15V108H14ZM209 109H208V110H209ZM212 109H213V108H212ZM215 109H216V108H215ZM215 109H213V110H215ZM222 109H225V108H222ZM12 110H13V109H12ZM23 110H24V109H23ZM176 110H180V109H176ZM185 110H187V109H185ZM192 110H193V108H192ZM220 110H221V109H220ZM245 110L248 111L247 109H245ZM252 110H253V108H252ZM10 111H11V110H10ZM13 111H14V110H13ZM17 111H18V110H17ZM17 111L15 112L16 114H17ZM20 111H21V110H20ZM20 111H19V112H20ZM25 111H26V110H25ZM73 111H74V110H73ZM190 111H191V110H190ZM205 111H204V112H205ZM211 111H212V110H211ZM211 111L209 110V111H206V112L210 113ZM217 111H218V110H217ZM66 112H68V111H66ZM164 112H163V113H164ZM68 113H69V112H68ZM161 113H160V114H161ZM216 113H217V112H216ZM244 113H245V112H244ZM13 114H14V113H13ZM16 114H15V115H16ZM20 114H21V113H20ZM73 114H74V113H73ZM73 114H72L71 116L74 117ZM219 114H220V113H219ZM219 114H216L217 117H222V114H223V113L220 114L221 116H219ZM21 115H22V114H21ZM67 115H68V114H67ZM216 115H215V116H216ZM223 115H224V114H223ZM76 116H77V115H76ZM163 116H164V115H163ZM168 116H170V115H168ZM14 117H15V116H14ZM73 117H72V119H70V120H74V121H72V122H75L76 118H75V117L73 118ZM249 117H250V116H249ZM70 118H71V117H70ZM250 118H251V117H250ZM15 119H16V118H15ZM226 119H228V118H226ZM238 120H239V119H238ZM249 120L251 121V119H249ZM68 121H69V120H68ZM245 121H247V120H245ZM17 122H18V121H17ZM17 122H15V123H17ZM72 122L69 121L70 124L68 123V124H66V125H64V126H65V127L68 126V125H69L68 127H70V126H74V127H71V129H72V130H75V129H74V128H75V123H74V124H71ZM229 122H230V121H229ZM66 123H67V122H66ZM238 123H239V122H238ZM249 123H250V122H249ZM253 123H254V122H253ZM262 123H264V122H262ZM76 124H77V123H76ZM157 124H158V123H157ZM122 125H124V124L119 125L120 128H121L120 130L123 129L124 132H126V131H125L126 129L123 128ZM159 125H160V124H159ZM163 125H164V124H163ZM163 125H162V126H163ZM258 125H259V127H260L261 124H258ZM44 126H46V125H44ZM44 126H43V127H44ZM48 126H49V125H48ZM64 126H63V127H64ZM113 126H115V125H113ZM121 126H122V127H121ZM157 126H158V125H157ZM162 126H160V127H162ZM255 126L257 127L256 124H255ZM63 127H62V128H63ZM65 127H64V128H65ZM68 127H66V128H68ZM111 127H112V126H111ZM116 127H117V126H116ZM116 127H112V128H116ZM124 127H125V126H124ZM35 128H36V127H35ZM35 128H33V130H36L35 133H31V134H34L35 136H36V135H37V136H38V135L40 136L41 134H43V132H44L43 130H44L46 127H44L43 130H39L38 127H37L38 129H35ZM47 128H48V127H47ZM50 129H51V128H49V130H50ZM57 129H58V128H57ZM68 129H69V128H68ZM108 129H109V128H108ZM149 129H150V128H149ZM149 129H148V130H149ZM156 129H158V128H156ZM37 130L41 131V132H40L41 134H39V133L36 134V133H37ZM49 130H48V131H49ZM123 130H122V132H123ZM150 130H151V129H150ZM46 131H47V130H45V135H46V134H49L48 131H47V133H46ZM151 131H152V133L154 132L153 129H152ZM151 131H150V132H151ZM209 131H210V130H208L207 133H211V132H209ZM32 132H33V131H32ZM49 132H50V131H49ZM52 132H53V131H52ZM52 132H50V135L52 134ZM115 132H116V131H115ZM124 132H123V134H124ZM148 132H149V131H148ZM213 132L215 133V131H213ZM75 133H76V132H75ZM75 133H74V134H75ZM116 133H117V132H116ZM129 133H130V132H129ZM134 133H135V132H134ZM28 134H29V132H28ZM31 134H30V135H31ZM78 134H79V133H78ZM78 134H77V135H78ZM104 134L106 135V133H104ZM126 134H127V133H126ZM197 134H198V137H199V132H198ZM200 134H204V133H200ZM50 135H49V137H50ZM55 135H56L57 137L59 136V135H57V133L54 134V136H55ZM60 135H61V134H60ZM129 135H130V136H129ZM129 135H128V136H129L130 139H131V138H132L131 135H134V134L131 133V134H129ZM28 136H29V135H28ZM42 136L44 137V135H42ZM51 136H52V135H51ZM54 136H53V137H54ZM72 136H73V135H72ZM75 136H76V135H75ZM107 136H108V135H107ZM120 136H121V135H120ZM120 136H119V137H120ZM123 136H124V135H123ZM153 136H154V133H153ZM192 136H193V135H192ZM16 137H17V136H16ZM40 137H41V136H40ZM53 137H52V139H53ZM79 137H80V136H79ZM121 137H122V136H121ZM147 137H148V136H147ZM155 137H156V136H155ZM188 137H189V136H188ZM188 137H187V138H188ZM201 137H202V136H201ZM201 137H199V138H201ZM30 138H31V136H30ZM68 138H69V137H68ZM76 138H78V137H76ZM109 138H110V137H109ZM124 138L126 139V138H128V137H126V135H125ZM151 138H153V137H151ZM189 138H190V137H189ZM189 138H188V139H189ZM192 138H194V137H192ZM259 138H260V137H259ZM262 138H263V136H261V139H259L258 142L261 143V140H264V139H262ZM17 139H18V138H17ZM38 139H40V138H38ZM55 139H56V138H55ZM79 139H80V138H79ZM133 139H136V138H133ZM147 139H148V138H147ZM172 139H173V138H172ZM188 139H186V140H188ZM254 139H255V138H254ZM19 140H20V139H19ZM28 140H29V139H28ZM66 140H67V139H66ZM77 140H78V139H77ZM81 140H82V139H81ZM123 140H124V139H123ZM127 140H128V139H127ZM131 140H132V139H131ZM154 140H155V139H154ZM186 140H184V141L186 142ZM256 140H258V137H257ZM256 140H255V141H256ZM1 141H2V140H1ZM52 141H53V140H52ZM78 141H79V140H78ZM111 141H112V140H111ZM58 142H60V140H59ZM58 142H57V143H58ZM65 142H66V141H65ZM68 142H70V141H68ZM138 142H139V141H138ZM153 142H155V141H153ZM54 143H55V142H54ZM253 143H256V142H253ZM135 144H136V143H135ZM249 144H250V143H249ZM256 144H257V143H256ZM262 144H263V142L261 143V145H262ZM55 145L57 146V144H55ZM68 145H72V144H68ZM68 145H67V146H68ZM146 145H147V144H146ZM151 145H152V144H151ZM259 145H260V144H258L257 146H259ZM34 146H35V145H34ZM38 146H39V145H38ZM56 146H55V147H56ZM72 146H73V145H72ZM72 146H71V147H72ZM98 146H100V145H98ZM144 146H145V145H144ZM187 146H188V145H187ZM68 147H69V146H68ZM73 147H74V146H73ZM75 147H77V146H75ZM75 147H74V148H75ZM37 148H38V147H37ZM78 148H79V147H78ZM78 148H77V149H78ZM81 148H82V147H81ZM83 148H84V147H83ZM263 148H264V147H263ZM263 148H262V149H263ZM68 149H70V148H68ZM154 149H156V148H154ZM154 149H152V150H154ZM204 149H206V148H204ZM204 149H203V151L201 150L203 153H205V152H204ZM35 150H36V148H35ZM78 150H79V149H78ZM115 150H116V149H115ZM81 151H82V152H81ZM81 151H80V154L83 153V157H84V156H85L84 154H85L86 152L84 153L83 150H81ZM112 151H113V150H112ZM154 151H155V150H154ZM156 151H157V149H156ZM206 151H207V150H206ZM121 152H122V151H121ZM157 152H158V151H157ZM202 152H200V153H202ZM214 152H215V151H214ZM219 152H220L221 154H220ZM219 152L216 151V154H217L216 156H217V158H219L218 154H220L221 156L225 155V154L222 153L221 151H219ZM0 153H1V152H0ZM30 153H31V152H30ZM36 153H37V152H36ZM43 153H44V152H43ZM207 153H208V152H207ZM78 154H79V153H78ZM90 154H91V153H90ZM263 154H264V153H263ZM39 155H40V154H39ZM56 155H57V154H56ZM71 155H72V154H71ZM76 155H77V154H76ZM119 155H120V154H119ZM119 155H118V156H119ZM199 155H200V154H199ZM201 155H203V154H201ZM201 155H200V156H201ZM204 155H205V154H204ZM208 155H209V157H211V153H210V154H207L206 156H208ZM40 156H42V155H40ZM65 156H66V158H67V155H65ZM72 156H73V155H72ZM81 156H82V155H81ZM118 156H117V157H118ZM212 156H215V155H212ZM216 156H215V157H216ZM1 157H2V156H1ZM27 157H28V156H27ZM37 157L39 158L38 155H37ZM43 157L45 158V156H43ZM74 157H75V156H74ZM85 157H86V156H85ZM183 157H184V156H183ZM197 157H199V156H197ZM227 157H228V156H227ZM227 157H226V158H227ZM32 158H33V157H32ZM38 158H37V159H38ZM40 158L42 159V157H40ZM118 158H119V157H118ZM173 158H174V157H173ZM224 158H225V157H224ZM17 159H18V158H17ZM62 159H63V158H62ZM67 159H68V158H67ZM84 159H85V158H84ZM115 159H116V156H115ZM120 159H122V157H121ZM174 159H175V158H174ZM233 159H235V158H233ZM233 159H231V161H230V159H229V157H228V161H227V162H228V163L230 162V165H231V163H232V164L234 163V162L232 161ZM34 160H35V159H34ZM39 160H40V159H39ZM43 160H44V159H42V161H39L40 163H39L38 161H36V160H35V161L38 162V163L41 165V162H45V160H44V161H43ZM53 160H54V159H53ZM69 160H70V159H69ZM122 160H123V159H122ZM122 160H121V161H122ZM31 161H32V160H31ZM31 161H30V162H31ZM63 161H64V160H63ZM84 161H85V160H84ZM1 162H2V161H1ZM32 162H33V161H32ZM81 162H82V161H81ZM118 162H119V161H118ZM235 162H236V161H235ZM38 163H37V164L35 163V164H36L35 166H38V165H39ZM45 163H49V162H45ZM121 163H122V162H121ZM165 163H166V162H165ZM119 164H120V163H119ZM122 164H123V163H122ZM125 164H126V162H125ZM148 164H149V163H148ZM167 164H168V163H167ZM234 164H235V163H234ZM40 165H39V166H40ZM44 165H45V164H44ZM76 165H77V164H76ZM93 165H94V163H93ZM35 166H34V168H35ZM121 166H122V165H121ZM238 166H239L238 168H241V167H242V166H240V165H238ZM40 167H41V166H40ZM44 167H45V166H44ZM92 167H93V166H92ZM88 168H89V167H88ZM94 168H95V167H94ZM122 168H125V167L123 166ZM152 168H153V167H152ZM204 168H205V167H204ZM236 168H237V167H236ZM20 169H21V168H20ZM89 170H90V168H89ZM122 170H124V169H122ZM125 170L128 171V170H130V169H128V168L126 169V168H125ZM200 170H201V169H200ZM196 171H197V170H196ZM203 171H204V170H203ZM205 171H207V170H205ZM108 172H109V171H108ZM4 173H5V172H4ZM137 173H138V172H137ZM203 173H204V172H203ZM209 173H211V172H209ZM5 174H8V172L5 173ZM89 174H90V173H89ZM216 174H217V172H216ZM8 175H9V174H8ZM56 175H57V174H56ZM152 175H153V174H152ZM207 175H209V174H207ZM205 176H206V175H205ZM246 176H247V175H246ZM227 177H229V176H227ZM227 177H226V178H227ZM239 177H240V176H239ZM247 177H249L248 179H250V180H251V179H256V177H255V178H254V177L252 178V177H250V176H247ZM6 178H7V177H6ZM60 178H61V177H60ZM193 178H194V177H193ZM210 178H211V177H210ZM245 178H246V177H245ZM245 178H244V179H245ZM8 179H9V178H8ZM10 179H11V178H10ZM66 179H67V178H66ZM212 179H213V178H212ZM237 179H240V178H237ZM237 179H236V181H233V180H234V179H233L232 182H233V183H234V182H237ZM244 179H243V180H244ZM248 179H247V180H248ZM11 180H12V179H11ZM11 180H10V181H11ZM55 180H56V179L54 178V180H53V181L51 180V181L54 183ZM142 180H143V179H142ZM144 180H145V179H144ZM230 180H231V179L229 178V181H230ZM241 180H242V178H241ZM247 180L244 181V182H245V186L242 185V182H243V181H242L241 183L238 181V183H240L242 186H241V185H237L236 183H234V185H235V186H234V185L232 184V182H231V181H230V182H231V184L234 186V189H235V190H237V188H239V189L237 190L238 193H239V191H240L241 189H242V190H241L240 192H244L243 189L246 190V189H245L246 184H249V183L252 181V180H251V181L249 180L250 182L248 183ZM256 180H258V179H256ZM49 181H50V180H49ZM192 181H193V180H192ZM195 181H196V180H195ZM227 181H228V179H227ZM227 181H226V182H227ZM229 181H228V182H229ZM253 181H254V180H253ZM253 181H252V183H253ZM258 181H259V180H258ZM1 182H2V181H1ZM6 182H7V181H6ZM15 182H17V181H15ZM15 182H14V183H15ZM76 182H77V181H76ZM141 182H142V181H141ZM145 182H146V181H144V183H145ZM160 182H161V181H160ZM180 182H181V181H180ZM262 182H263V181H262ZM50 183H51V182H50ZM55 183H58V181H55ZM55 183H54V184H52V183L50 184L51 186L54 185V190H53V188L50 186L51 189H52V192H51V193H53V195L55 194L54 192L56 191L55 188H57V187H55V185H56V186H59V185H57V184H55ZM80 183H81V182H80ZM136 183H137V182H136ZM163 183H164V182H163ZM176 183H178V182H176ZM192 183H193V182H192ZM256 183H257V182H255V185H256ZM81 184H82V183H81ZM138 184H140V183H138ZM145 184H146V183H145ZM174 184H175V183H174ZM220 184H221V183H220ZM231 184H230V185H231ZM9 185H10V184H9ZM9 185H8V186H9ZM46 185H47V184H46ZM48 185H49V184H48ZM72 185H73V184H72ZM72 185H71V186H72ZM82 185H83V184H82ZM169 185H170V184H169ZM178 185H179V184H178ZM230 185H229V186H230ZM236 185H237V187H236ZM251 185H252V184H250V186H251ZM16 186H17V185H16ZM60 186H62V185H60ZM68 186H70V184H68ZM76 186H77V185H76ZM83 186H84V185H83ZM88 186H90V185H88ZM133 186H134V185H133ZM135 186H136V185H135ZM149 186H150V185H149ZM173 186H174V185H173ZM173 186H168V185H167L166 187L172 189ZM175 186H177V185L175 184ZM175 186H174V187H175ZM193 186H194V185H192V187H193ZM201 186H202V185H201ZM203 186H204V185H203ZM225 186H226V185H225ZM227 186H228V185H227ZM229 186H228V187H229ZM239 186H240V187H239ZM2 187H3V186H2ZM46 187H47V186H46ZM48 187H49V186H48ZM50 187L48 188V191H50ZM77 187L79 188V185H78ZM77 187H76V188H77ZM84 187H85V186H84ZM104 187H105V185H104ZM136 187H137V186H136ZM138 187H140V185H138ZM141 187H142V186H141ZM141 187H140V188H141ZM178 187H179V189H180L179 191H183V190H184V189L181 190L180 185L177 186V188H178ZM208 187H209V186H208ZM210 187H211V186H210ZM218 187H220V186H218ZM231 187H232V186H231ZM231 187H229L230 190L233 188V187H232V188H231ZM235 187H236V188H235ZM248 187H249V186H248ZM13 188H14V187H13ZM60 188H61V187H60ZM72 188H74V186L71 187V189H72ZM87 188H88V187H87ZM94 188H95V187H94ZM132 188H133V187H132ZM195 188H196V186H195ZM195 188H194L193 190H195ZM200 188H201V187H200ZM202 188H204V187H202ZM221 188H222V186H221ZM229 188H228V189H229ZM246 188H247V187H246ZM249 188L251 189V187H249ZM249 188H248V190H249ZM45 189H47V188H45ZM74 189H75V188H74ZM74 189H72V190H74ZM91 189H92V188H91ZM97 189H98V188H97ZM188 189H189V188H188ZM198 189H199V188H198ZM198 189H197V190H198ZM212 189H213V188H212ZM216 189H217V188H216ZM216 189H215V190H216ZM219 189H220V188H219ZM224 189H226V190H225L226 192H227V191H229V192L232 191V190H231V191H230V190H227V188H224ZM41 190H42V189H41ZM43 190H44V188H43ZM58 190H59V188H57L56 193L59 194V196H61V195H60L61 193H59V192H61V189L59 190V192H58ZM79 190H81V189H79ZM79 190H78V191H79ZM98 190H100V189H98ZM136 190H138V189H136ZM193 190H189V192L191 191V193H193V192H192ZM204 190L206 191V188H204ZM207 190H209V189H207ZM220 190H221V189H220ZM220 190H219L218 192H216V194L219 193V197L222 196V195H220V193H221ZM222 190H223V189H222ZM222 190H221V191H222ZM75 191H77V189H75ZM75 191H74V193H76ZM78 191H77V192H78ZM90 191H91V190H90ZM112 191H113V189L111 190V192H112ZM144 191H145V190H144ZM169 191H170V190H169ZM198 191H199V190H198ZM198 191H197V193H200V191H199V192H198ZM205 191H204V193H205ZM210 191H211V190H210ZM237 191H234V190H233L232 193H234V194L236 193V194H237ZM246 191H247V190H246ZM63 192H64V191H63ZM99 192H100V191H99ZM184 192H186V188H185ZM201 192H202V190H201ZM226 192H225V193H226ZM47 193H48V192H46V194H47ZM69 193H70V191H69ZM74 193H73V194H74ZM80 193L82 194L83 192H80ZM80 193H78V194H80ZM84 193H85V192H84ZM91 193H92V191H91ZM122 193H123V192H122ZM182 193H183V192H182ZM212 193H213V192H212ZM212 193H211V194H212ZM225 193L223 192V194H225ZM244 193H246V192H244ZM262 193H263V192H262ZM57 194H56V198H54V197L52 196V194H50V195L54 198V200H53V199H51V196H49L50 199L52 200V203H53L54 201H56L55 199H57V196H58ZM76 194H77V193H76ZM81 194H80V197H79V201H80V199L84 198V196H85V195H83V197H82ZM85 194H86V193H85ZM97 194H98V197H99V196H100L101 194H103V193H101V194H100V193H97ZM154 194H155V193H154ZM211 194L209 195L210 197H211ZM216 194H215V195H216ZM48 195H49V193H48ZM71 195H72V194H71ZM110 195H111V194H110ZM200 195H201V193H200ZM213 195H214V194H212V196H213ZM229 195H231V194H229ZM259 195H260V194H259ZM24 196H25V195H24ZM24 196H23V197H24ZM54 196H55V195H54ZM59 196H58V197H59ZM72 196H73V195H72ZM209 196H208V198H209ZM47 197H48V196H45V197L42 198V199H44V201H46L45 198L49 200V197H48V198H47ZM89 197H90V196H89ZM116 197H117V196H116ZM123 197H124V196H123ZM147 197H148V196H147ZM184 197H185V195H184ZM184 197H183V199H184ZM217 197H218V196H217ZM219 197H218V198H219ZM222 197H223V196H222ZM261 197L263 198L264 195H263V196L261 195L260 198L257 197V196L254 197V198H256V199L253 198V200H256V201L258 200L257 202H256V201H255V202H256V203H259V206H260V208L262 209V211H260V213H259V207L257 208V205H255V204L253 205V204H252L253 201H252V198H251V197H250L251 199L248 198V199H250L248 202L250 203V202L252 201V203H251L252 206H251L250 204H248V203H246V205H244V206H247V205H248V207H249V205L251 206V208L249 207L250 211H248V210H247V211L249 212L250 215H252V217L254 216L253 214L257 215L256 217H258V222H259V220H260L259 216H261V214H263V217H264V208L262 207V205H263L264 203L262 202L263 200L261 199ZM25 198H26V197H25ZM72 198L74 199V196H73ZM91 198H92V197H91ZM99 198H100V197H99ZM99 198H98L97 200H100V199H101V198H100V199H99ZM102 198H104V197L102 196ZM257 198H259V199H257ZM84 199H85V198H84ZM200 199H201V198H200ZM206 199H207V198H206ZM206 199H205V200H206ZM209 199L211 200L212 197L209 198ZM209 199H207V200H209ZM214 199H215V197H214ZM214 199H213V200H214ZM219 199H221V198H219ZM243 199H244V198H243ZM243 199L241 200V202L243 201L242 203H245V201L247 200V197H246V199H244L245 201H244ZM263 199H264V198H263ZM22 200H24V199H22ZM48 200H47V202H48ZM59 200H60V198H59ZM87 200H89V198H88ZM87 200H86V201H87ZM90 200H91V199H90ZM90 200H89V201H90ZM92 200H93V198H92ZM132 200H133V199H132ZM186 200H188V199H186ZM186 200H185V202L187 203V206H188L189 208H191V210H192V209L194 208V206H196L195 200H194L193 202H192L193 199H192V200H188V202L191 201L190 203H188ZM210 200H209V202H210ZM213 200H212V201H213ZM222 200H224V199H222ZM226 200H227V199H226ZM260 200H261V201H260ZM6 201H7V200H6ZM13 201H14V198H13ZM24 201H25V200H24ZM76 201H77V200H76ZM86 201H84V202H86ZM106 201H107V200H106ZM108 201H109V200H108ZM134 201H135V200H134ZM178 201H179V200H178ZM200 201H201V200H200ZM215 201H217V198L215 199ZM215 201H214V202H215ZM229 201H230V200H229ZM233 201H234V200H232V202H233ZM238 201H239V200H238ZM37 202H38V201H37ZM42 202H43V201H42ZM97 202H98V201H97ZM109 202H110V201H109ZM126 202H127V201H126ZM131 202H132V201H131ZM156 202H157V201H156ZM185 202H184V201L182 202L183 205H185V204H184ZM196 202H197V201H196ZM198 202H199V201H198ZM220 202H221V201H220ZM227 202H228V201H227ZM234 202H237V201H234ZM246 202H247V201H246ZM260 202H262L263 204L261 203V204H262V205H261ZM3 203H4V202H3ZM7 203H8V202H7ZM19 203H20V202H19ZM49 203H50V202H49ZM54 203H55V202H54ZM61 203H62V202H61ZM79 203H80V202H79ZM79 203H78V204H79ZM81 203H83V201H81ZM86 203H87V204H85L84 207H89V206H91V205L88 206V203H89L88 201H87ZM93 203H94V200H93ZM110 203H111V202H110ZM151 203H153V202H151ZM182 203H180V205H181ZM194 203H195V204H194ZM200 203H201V202H200ZM210 203H211V204H210ZM210 203H207L208 205L210 204L209 209H210L211 207L214 206V205L212 204V202H210ZM11 204H12V202H11ZM27 204L30 205L31 203L29 202V203H27ZM78 204L76 203V205H74L75 210L77 209L78 211H75L74 209H70V210H69V211H72V210H73V212L75 211V213L72 212L74 215H75L76 213H80V215H81V214H84L83 212L86 211V208H84V207H82V206L79 208V207H78ZM99 204H101V203H99ZM127 204H128V203H127ZM130 204H131V203H130ZM193 204H194V205H193ZM203 204L206 205V203H203ZM203 204H201L202 207L204 206ZM232 204H233V203H232ZM234 204H235V203H234ZM239 204H240V203H239ZM14 205H16V204L14 203ZM18 205H19V204H18ZM71 205H73V204L71 203ZM79 205H80V204H79ZM81 205H82V204H81ZM86 205H87V206H86ZM95 205H96V204H94L93 206H95ZM111 205H112V204H111ZM124 205H125V204H124ZM199 205H200V204H198V206H196V207H198V210L201 208V205H200V207H199ZM212 205H213V206H212ZM12 206H13V205H12ZM19 206L21 207V204H20ZM33 206H34V209H35V205L32 204V207H33ZM64 206H65V205H64ZM93 206H91V209H90V207L87 208V209H88V210H87V213L85 212V214H84L85 217H86V215H87L88 220H90L89 218H92L93 214H94V215H95V214H96V215L98 214V215L100 216V213L102 212V210H101L100 213H94L96 209H95V210L93 209V210H94V212H93V210H92ZM99 206H100V205H99ZM116 206H117V205H116ZM128 206L130 207L129 204L127 205V208H129ZM173 206H175V205H173ZM177 206H178V205H177ZM181 206H182V205H181ZM236 206H237V205H236ZM14 207L16 208V206H14ZM30 207H31V205H30ZM30 207H29V208H30ZM36 207H37V205H36ZM39 207H40V206L38 205V209H39ZM47 207H48V206H47ZM57 207H58V205H56V208H57ZM76 207H77V208H76ZM105 207H106V206H105ZM179 207H180V206H179ZM179 207H178V208H179ZM192 207H193V208H192ZM1 208H3V207H1ZM11 208H12V207H11ZM43 208H44V206H43ZM48 208H49V207H48ZM60 208H62V207H60ZM112 208H113V207H112ZM112 208H111V212H112ZM121 208H123V207H121ZM175 208H177V207H175ZM207 208H208V207H207ZM244 208H245V207H244ZM38 209H36V210L39 211L40 209H39V210H38ZM79 209H80V210L82 209L81 211H83V212L79 211ZM84 209H85V211H84ZM123 209H124V208H123ZM162 209H163V208H162ZM185 209H186V208H185ZM185 209H184V211H185ZM196 209H197V208H195V209L193 210V213H194V211H195ZM201 209H202V208H201ZM201 209H200V210H201ZM203 209H204V207H203ZM205 209H206V208H205ZM236 209H237V208H236ZM242 209H243V208H242ZM242 209L240 210L241 212H242ZM246 209H247V208H246ZM4 210H5V209H4ZM4 210L2 209V211H4ZM32 210H33V209H32ZM36 210H35V211H36ZM41 210H42V209H41ZM46 210H47V209H46ZM46 210H45V211H46ZM48 210H49V209H48ZM48 210H47V211H48ZM58 210H60V209L58 208ZM97 210H98V209H97ZM113 210H115V209H113ZM127 210H128V209H127ZM130 210H132V208H131ZM186 210H187V209H186ZM206 210H208V209H206ZM45 211L43 210V212H45ZM98 211H99V210H98ZM121 211L124 212V210H122V209H121ZM121 211H120V213H119V212H118V213L121 214V215L123 214L122 216H124V214L127 213V212L121 213ZM201 211H202V210H201ZM210 211H211V210H210ZM227 211H228V210H227ZM227 211H226V212H227ZM9 212H10V211H8L7 213L9 214ZM13 212H14V211H13ZM58 212H59V211H57V213H58ZM60 212L63 213L62 210H61ZM103 212H104V211H103ZM103 212H102V213H103ZM106 212H109V211H106ZM115 212H116V211H115ZM162 212H164V211L161 210V214H163ZM197 212H198V213H197ZM199 212H200V211H196L195 213H197V214H201V213H199ZM257 212H258V213H257ZM262 212H263V213H262ZM1 213H2V212H1ZM36 213L39 214L38 212H36ZM61 213H60V214H61ZM66 213H68V212H66ZM112 213H113V212H112ZM154 213H155V212H154ZM158 213H159V211H158ZM206 213H208V212H206ZM227 213H229V212H227ZM227 213H226V214H227ZM230 213H231V212H230ZM230 213H229V214H230ZM238 213H239L240 215H243V218H242V219H245L246 221L248 220V218H246L247 215H246V217L244 216V213H245V212L242 213V214H241L240 212H238ZM246 213H247V212H246ZM5 214H6V213H4V215H5ZM11 214H13V213L11 212ZM43 214H45V213H43ZM46 214H48V213H46ZM50 214H51V212H50ZM68 214H69V213H68ZM73 214H71V217H72ZM131 214H132V213H131ZM131 214H130V215H131ZM155 214H157V213H155ZM155 214H154V218H156V223H157L158 221L160 222L161 220H159L157 216L155 217ZM202 214H203V213H202ZM229 214L225 216V212L223 213V215H224L225 217L230 216V217H232L231 220L234 219V216H235V215H233V214L231 213V215H233V216H231V215H229ZM6 215H7V214H6ZM55 215H57V214H55ZM55 215H54V213H52V216H55ZM61 215H63V214H61ZM78 215H79V214H78ZM78 215H77V217H79ZM84 215H82V216L84 217ZM98 215H97V216H98ZM104 215L107 216L105 213H104ZM150 215H151V214H150ZM159 215H160V214H159ZM159 215H158V216H159ZM223 215L221 214V217H222ZM240 215L238 216V219L242 217V216H240ZM40 216H41V215H40ZM45 216H46V215H45ZM50 216H51V215H50ZM57 216H58V215H57ZM63 216H65V217H64L65 221H68V219H69L70 216H66L65 213H64ZM89 216H91V217H89ZM97 216H95V217H97ZM99 216H98V217H99ZM102 216H103V215H102ZM119 216H120V215H119ZM122 216H121V219L123 218L122 220L125 221L124 217H122ZM195 216H197V215H195ZM199 216H200V215H199ZM236 216H237V215H236ZM236 216H235V217H236ZM7 217H10V216L7 215ZM46 217H47V216H46ZM48 217H49V216H48ZM71 217H70V218H71ZM73 217H74V216H73ZM77 217H74V218L76 219ZM93 217H94V216H93ZM98 217H97V219H98ZM109 217H110V216H109ZM109 217H108V218H109ZM112 217H113V216H112ZM142 217H143V216H142ZM161 217L164 218L165 215H162V216L160 215V219H161ZM225 217H224V218L222 217V218H223V219H227V218H225ZM230 217H229L228 219H230ZM244 217H245V218H244ZM4 218L7 219L6 217H4ZM43 218H44V217H43ZM43 218H42V219H43ZM50 218H53V217H50ZM58 218H62V217H58ZM66 218H67V220H66ZM104 218H105V217H104ZM146 218H147V217H146ZM151 218H152V217H151ZM165 218H166V217H165ZM218 218L221 219V218H220V215L218 216ZM218 218H217V219H218ZM253 218H254V217H253ZM261 218H262V216H261ZM78 219H79V218H77V220H78ZM85 219H86V218H85ZM85 219H84V221H85ZM126 219H127V218H126ZM131 219H132V218H131ZM143 219H144V217H143ZM148 219H149V218H148ZM157 219H158V221H157ZM219 219H218V221H221V220H219ZM235 219H236V218H235ZM235 219H234V220H235ZM238 219H237V220H238ZM1 220H2V219H1ZM52 220H53V219H52ZM80 220H81V219H80ZM82 220H83V219H82ZM103 220H104V219H103ZM128 220H130V217H129ZM153 220H154V219H153ZM153 220L151 219V221H153ZM181 220H182V219H181ZM234 220H233V222L230 223L231 225L234 224ZM237 220H236V221H237ZM254 220H255V219H254ZM254 220H253V221H254ZM262 220H263V218H262ZM262 220H261V221H262ZM43 221H44V220H43ZM60 221H61V219H60ZM95 221H96V220H95ZM104 221H105V220H104ZM124 221H123V222H124ZM130 221H131V220H130ZM130 221H127V220H126L125 222L128 223V222H130ZM134 221H135V219H134L133 221H131V224H132V223H133V224H134V223L136 224V222H134ZM141 221H142V223L145 222V221H143V220H141ZM162 221H163V220H162ZM187 221H189V220H187ZM229 221H230V220H229ZM243 221H244V220H243ZM261 221H260L259 223L263 224V227H264V223H263V221H262V222H261ZM10 222H11V220H10ZM15 222H16V221H15ZM61 222H62V221H61ZM68 222L70 223L71 221L69 220ZM68 222H66V223H68ZM101 222H102L101 224L103 225V228L101 229V232H102V231L104 230V228H105V227H104V226H105V223H103V221H101ZM105 222H106V221H105ZM159 222H158V223H159ZM164 222H165V221H164ZM176 222H177V220H176ZM184 222H185V221H184ZM224 222H225V221H224ZM226 222H227V221H226ZM256 222H257V221H256ZM258 222H257V225H259ZM51 223H52V222H51ZM63 223H64V222H63ZM92 223H94V222H92ZM92 223H91V224H92ZM95 223H96V222H95ZM98 223H99V222H98ZM138 223H139V222H138ZM138 223L136 224V225H137V228H138V225H141V224H138ZM151 223H152V222H151ZM170 223H171V222H170ZM170 223H168V224H170ZM187 223H188V222H187ZM210 223H211V222H210ZM214 223H215V222H213V225H214ZM227 223H228V222H227ZM237 223H238V221H237ZM239 223H240V222H239ZM242 223H244V222H242ZM49 224H50V223H49ZM64 224H65V223H64ZM70 224H72V222H71ZM99 224H100V223H99ZM101 224H100V225H101ZM106 224H107L106 227L109 228V231L112 230V227H113L114 225L116 226V222H115V223H114V222H112V223L110 222L109 226H108V223H106ZM111 224H112V225H111ZM124 224H125V223H123V226H124ZM135 224H134V225H135ZM147 224H148V223H147ZM154 224H155V221H154ZM161 224H164V223L161 222ZM168 224H167V225H168ZM173 224H174V223H173ZM181 224H182V223H181ZM189 224H190V223H189ZM189 224H188V227L191 226V225L189 226ZM230 224L228 225V227L222 226L223 229H225V228H229V227H230L231 229H228V230L231 231V232H232V229H234V228H235V230H237V229H236V224H235L234 227L231 226ZM261 224H260V225H261ZM10 225H11V224H10ZM16 225H17V224H16ZM16 225H15V227H17ZM50 225H51V224H50ZM50 225H49V226H50ZM53 225H54V224H53ZM73 225H75L74 227H76L75 222H73ZM79 225H83V224H82V223H79ZM94 225H95V224H94ZM96 225H97V224H96ZM96 225H95V228H96ZM120 225L122 226V224H120ZM120 225H119V226H120ZM145 225H146V222H145L144 226H145ZM164 225H165V224H164ZM167 225H166V226H167ZM174 225H175V224H174ZM192 225H193V224H192ZM237 225H242V224L240 223V224H237ZM260 225H259V226H260ZM1 226H2V225H1ZM13 226H14V225H13ZM42 226H43V225H42ZM46 226H47V225H46ZM126 226H127V225H126ZM128 226H129V224H128ZM142 226H143V225H142ZM144 226H143V227H144ZM146 226L148 227V225H146ZM149 226H150V224H149ZM158 226H159V225H158ZM177 226H178V225H177ZM200 226H201V225H200ZM214 226H215V225H214ZM214 226H213V228H215ZM226 226H227V225H226ZM10 227H11V226H10ZM20 227H22V226H20ZM23 227H24V226H23ZM23 227H22V228H23ZM55 227H57V226H55ZM72 227H73V226H72ZM98 227H99V226H98ZM98 227H97V228H98ZM101 227H102V226H101ZM101 227H100V228H101ZM124 227H125V226H124ZM159 227H160V226H159ZM163 227H164V226H162V228H163ZM167 227H168V226H167ZM170 227H171V226H170ZM174 227H175V226H174ZM193 227H194V225H193ZM224 227H225V228H224ZM241 227H242V229H243V227L246 228L247 226L242 225V226H240L239 228L241 229ZM261 227H262V225H261ZM1 228H3V227H1ZM17 228H19V227H17ZM22 228H19V230H24V229H22ZM53 228H54V227H53ZM78 228H79V227H78ZM86 228H87V227H86ZM108 228H107V229H108ZM114 228H115V227H114ZM121 228H122V227H121ZM125 228H126V227H125ZM140 228H141V226H140ZM144 228H145V227H144ZM150 228H151V227H150ZM172 228H173V226H172ZM176 228H177V227H176ZM183 228H184V225H183ZM185 228L187 229V226H186ZM191 228H192V227H191ZM199 228H201V227H199ZM199 228H198V229H199ZM252 228H254V227H252ZM79 229H80V228H79ZM107 229H106V230H107ZM122 229H123V228H122ZM166 229H167V228H166ZM170 229H171V228H170ZM198 229H197V230H198ZM207 229H208V228H207ZM215 229H216V228H215ZM215 229H214V230H215ZM240 229H239V232H240ZM242 229H241V230H242ZM256 229H257V228H256ZM26 230H27V229H25V230L23 231V233H24ZM94 230H95V229H94ZM106 230H104V231L106 232L105 234L107 235V231H106ZM114 230H115V229H114ZM141 230H142V229H141ZM150 230H151V229H150ZM184 230H185V229H184ZM209 230L212 231V232L214 231V230H211V229H210V226H209ZM217 230H218V229H217ZM228 230H227V231H228ZM235 230H233V231H234V234H235ZM243 230L245 231V229H243ZM243 230L241 231V233L243 232ZM260 230L262 231V229H261L260 227H258L257 232H254V234L258 235L257 233L260 232L259 234L261 235L262 232H261ZM263 230H264V228H263ZM115 231H116V230H115ZM121 231H122V230H121ZM127 231L129 232L128 228H127ZM145 231H147V229H146ZM167 231H169V229H168ZM171 231L174 232L173 229L170 230V232H171ZM177 231H178V230H177ZM177 231H175V232H177ZM181 231H183V229H181ZM187 231H188V230H187ZM189 231H192V230L190 229ZM215 231H216V230H215ZM218 231H219V230H218ZM227 231H224V232H223V230L219 231V232H218V236L221 237V234H222V233H220V232H223V233L227 234V235H226L227 237L231 236V237L233 238V234L231 233L232 235H230V234L228 235V232H229V231H228V232H227ZM5 232H6V231H5ZM9 232H10V231H9ZM28 232H29V231H28ZM113 232H114V231H113ZM143 232H144V231H143ZM149 232H151V231H149ZM172 232H171V233H172ZM196 232H197V231H196ZM196 232H188L187 235H189V234L191 233V235H192L194 238L196 237V239H195L196 241H198V240H201V241H202L203 238L201 239V238H200L201 236L199 237V233H198V235H197ZM216 232H217V231H216ZM226 232H227V233H226ZM245 232H246V231H245ZM245 232H244V233H245ZM25 233H27V232H25ZM25 233H24V234H25ZM29 233H30V232H29ZM133 233H134V232H133ZM133 233H130V236H131V234H133ZM145 233H146V232H145ZM178 233H181V232H177V233H175V234H177V236L179 237V239H177V238L175 239V237H174V239L177 240V241H175V242H177V243L179 242V244H180V243H182V245H183L184 243L187 244V242L190 241V239H191V240L194 239V238H192L191 235H190V236H189L190 238H188V237L186 236V237H187V242L182 241V238H181V236H180L181 234L178 235ZM193 233H195V235H194ZM200 233H201V231H200ZM213 233H214V232H213ZM246 233H247V236H249L250 233H248V232H246ZM9 234H10V233H9ZM20 234H21V232L19 231V235H18V234H16V235L20 236ZM86 234H87V232H86ZM86 234H85V235H86ZM95 234H96V233H95ZM100 234H101V233H100ZM111 234H112V232H111ZM114 234H115V232H114ZM135 234H136V233H135ZM135 234H134V235H135ZM154 234H155V232H154ZM182 234H183V233H182ZM205 234H206V236H207V233H204V234H201V235H203V237H204L205 239H207L208 236H207V238H206ZM219 234H220V235H219ZM237 234H238V233H237ZM239 234H240V233H239ZM254 234H252V235H254ZM3 235H5V234H3ZM3 235H2V236H3ZM31 235H32V234H31ZM35 235H36V233H35ZM37 235H38V234H37ZM106 235H105V236H106ZM127 235H128V234H127ZM155 235H156V234H155ZM160 235H161V233H160ZM235 235H236V234H235ZM235 235H234V239L236 240L235 242H238V240L236 239V237H238V236L235 237ZM263 235H264V233H263ZM23 236H24V235H23ZM23 236H20V238L23 237ZM25 236H26V235H25ZM98 236H99V235H98ZM100 236H101V235H100ZM128 236H129V235H128ZM132 236H133V235H132ZM174 236H175V235H174ZM209 236H211V235H209ZM222 236H223V235H222ZM245 236H246V235H245ZM247 236H246V237H247ZM5 237H7V236H5ZM13 237H15V236L13 235ZM26 237H28V236H26ZM29 237H30V236H29ZM39 237H41V238L43 239L45 236H44V237L39 236ZM86 237H87V236H86ZM86 237H85V238H86ZM102 237H103V236H102ZM155 237L157 238V236H155ZM159 237H160V236H159ZM197 237H198L199 239H197ZM212 237H214V234H213ZM212 237H211V239H213ZM216 237H217V236H216ZM216 237H214V238H216ZM10 238H11V237H10ZM34 238H35V237H34ZM37 238H38V237H37ZM41 238H40V239H41ZM49 238H50V237H49ZM100 238H101V237H100ZM112 238H113V236H112ZM134 238H135V239H138V238H136L135 236H134ZM180 238H181V239H180ZM209 238H210V237H209ZM209 238L206 240V241H207V247H208V248L206 247V244H205V247H206L207 249H209V247L211 248V246H209V245H210V244H213V243L215 242L214 239H213V242L210 243V244H208V240H209ZM239 238H240V237H239ZM253 238H254V237H253ZM11 239H12V238H11ZM17 239H18V237H17ZM22 239H23L24 241H21V240H20V241H21V242H25V238H22ZM46 239H47V238H46ZM50 239H51V238H50ZM77 239H78V238H77ZM86 239H87V238H86ZM110 239H111V238H110ZM126 239H127V238H126ZM139 239H140V237H139ZM157 239H158V238H157ZM157 239H156V240H157ZM205 239H204V240H205ZM226 239H228V238H226ZM234 239H232L231 242H232V241L234 242ZM2 240H3V239H2ZM18 240H19V239H18ZM29 240H30V239H29ZM31 240H32V237H31ZM33 240H36V239H33ZM38 240H39V238H38ZM80 240H81V239H80ZM112 240H113V239H112ZM162 240H163V238H162ZM179 240H181L182 242L179 241ZM183 240H185V239H183ZM215 240H216L215 243L217 244V241H218L219 239H215ZM228 240H229V239H228ZM26 241H27V240H26ZM36 241H37V240H36ZM41 241H42V240H41ZM77 241H78V240H77ZM165 241H166V240H165ZM221 241H222L221 243H220V240L218 241V244H219V245H221V244L224 242V240H222V239H221ZM225 241H226V240H225ZM229 241H230V240H229ZM248 241H249V240H248ZM0 242H1V239H0ZM16 242H17V241H16ZM16 242H14V243H16ZM31 242H33V241H31ZM38 242H39V241H38ZM46 242H47V241H46ZM46 242H45V244H48V243H46ZM48 242H49V241H48ZM87 242H88V241H87ZM112 242H114V241H112ZM112 242H111V243H112ZM122 242H123V241H122ZM140 242H141V241H140ZM159 242H161V241L159 240ZM159 242H158V244H159ZM173 242H174V241H173ZM175 242H174V246L170 243V245L173 246L172 248H174V247L176 248V247H177V244H176ZM226 242H227V241H226ZM226 242H225V243H226ZM235 242H234V243H235ZM244 242H245L244 240L241 241V243H243V244H244ZM2 243H3V242H2ZM19 243H20V242H19ZM34 243H35V242H34ZM81 243H82V242H81ZM107 243H108V242H107ZM137 243H138V241H137ZM137 243L134 242L133 244H136L137 246H138L139 244L141 245V243H139V244H137ZM162 243H163V242H162ZM165 243H166V242H165ZM167 243H168V242H167ZM205 243H206V242H205ZM241 243H240V244H241ZM247 243H249V242H247ZM12 244H13V243H12ZM23 244H24V243H23ZM25 244L29 246L30 242H29V244H28V242H25ZM25 244H24V245H25ZM36 244H37V242H36ZM42 244H43V243H42ZM45 244H43V245L45 246ZM109 244H110V243H109ZM114 244H115V243H114ZM133 244H132V245H133ZM142 244H143V242H142ZM175 244H176V246H175ZM179 244H178V245H179ZM191 244H192V242H191ZM196 244H197V247H198V245H199L200 243H199V244L196 243ZM218 244H217V245H218ZM235 244L237 245V243H235ZM14 245H15V244H14ZM14 245H13V246H14ZM39 245H40V244H39ZM49 245H50V244H49ZM55 245H56V244H55ZM90 245H91V244H90ZM128 245H129V244H128ZM140 245H139V246H140ZM182 245L180 246L181 248L179 247L180 250H182V248L184 247V246H182ZM222 245H223V244H222ZM225 245H226V244H225ZM225 245H223V246L225 247ZM233 245H234V244H233ZM30 246H31V245H30ZM84 246H85V245H84ZM88 246H89V245H88ZM94 246H95V245H94ZM122 246H123V245H122ZM133 246H134V245H133ZM142 246H144V245H142ZM142 246H141V247H142ZM162 246H163V245H162ZM166 246H167V244H166ZM186 246H187V245H186ZM186 246H185V247H186ZM192 246H193V245H192ZM192 246H190V247H192ZM195 246H196V245H195ZM202 246H203V245H202ZM212 246H213V245H212ZM243 246H244V245H243ZM3 247H4V245H3ZM6 247H7V246H6ZM19 247H21V246H19ZM32 247H36V245H35V246H32ZM48 247H49V246H48ZM144 247H145V246H144ZM199 247H201V245H199ZM221 247H222V246H221ZM221 247H220V248H221ZM235 247H236V246H235ZM241 247H242V246H241ZM29 248L31 249V247H29ZM29 248H28V252H29ZM98 248H99V247H98ZM138 248H139V250H141L140 247H138ZM172 248L170 247V250L172 251L171 253H173V249H172ZM179 248H177V249H179ZM193 248H194V247H192V249H193ZM195 248H196V247H195ZM203 248H204V246H203ZM217 248H219V246H217ZM220 248H219V250H220ZM226 248H227V247H226ZM236 248H237V247H236ZM243 248H244V247H243ZM246 248H247V247H246ZM16 249L18 250V248H16ZM26 249H27V246H26ZM26 249H25V250H26ZM49 249H51V247H50ZM122 249H123V248H122ZM122 249H121V250H122ZM164 249H165V245H164ZM187 249H188V248H186V252L188 251ZM232 249H234V247H233ZM237 249H238V252H241V251H242L241 248H240V249L237 248ZM244 249H245V248H244ZM244 249H243V250H244ZM6 250H7V249H6ZM108 250H109V249H108ZM198 250H199V249H198ZM209 250H210V252L215 251V249H212L213 251H211V249H209ZM219 250H218V251H219ZM223 250H224V249H223ZM31 251H32V249H31ZM163 251H164V250H163ZM167 251L170 252L169 250H167ZM199 251H200V250H199ZM246 251H247V250H246ZM258 251H259V252L262 251V254H264V248H263V250H261V249L258 250V249H257L256 252H258ZM16 252H17V251H16ZM41 252H42V251H40V253H38V254H43V255H44V252H42V253H41ZM144 252H145V251H144ZM184 252H185V251H184ZM186 252H185V253H186ZM210 252H208V253H210ZM242 252H245V251H242ZM247 252H248V251H247ZM252 252H253V250L250 251L249 253H247V254H250L249 257L254 256L255 258H257V260H259L258 257H262V256H263V258H264V255H261V256L256 257V256H255L256 254L254 255ZM254 252H255V251H254ZM259 252H258V253H259ZM13 253H14V252H13ZM21 253H22V251H21ZM174 253H175V252H174ZM201 253H202V252H201ZM201 253H199V254H201ZM251 253H252V255H251ZM2 254H3V253H2ZM23 254H24V253H23ZM28 254H29V253H27V255H28ZM90 254H91V253H90ZM177 254H178V253H177ZM204 254H205V253H204ZM242 254H244V253H242ZM259 254H260V253H259ZM11 255H12V254H11ZM27 255H26V256H27ZM30 255H31V254H29V256H30ZM46 255L48 256L47 253H46ZM186 255H187V254H186ZM208 255H209V254H208ZM228 255H229V254H228ZM231 255H232V252H231L230 256H231ZM233 255H234V254H233ZM233 255H232V256H233ZM238 255H239V254H238ZM238 255H235L236 258H237ZM31 256H32V255H31ZM31 256H30V258H31ZM115 256H117V255L115 254ZM204 256H205V255H204ZM217 256H218V255H217ZM221 256H222V255H221ZM232 256H231V257H232ZM32 257H33V256H32ZM44 257H45V255H44ZM48 257H51V258H52V256H48ZM121 257H122V256H121ZM142 257H143V256H142ZM145 257H146V256H145ZM145 257H144V258H145ZM189 257H190V256H189ZM210 257L212 258L211 254H210ZM254 257H253V258H254ZM0 258H1V254H0ZM15 258H16V257H15ZM39 258H40V257H39ZM41 258H42V257H41ZM41 258L39 259V261H41ZM144 258H143V261H145ZM168 258H169V257H168ZM177 258H178V257H177ZM263 258H262V259H263ZM18 259H19V258H18ZM101 259H102V258H101ZM113 259H114V258H113ZM162 259H163V261H168V262H169V260H167L166 258H165L166 260H164V258H162ZM169 259H170V258H169ZM193 259H194V258H193ZM31 260H32V259H30V261H31ZM33 260H34V258H33ZM36 260H37V259H36ZM36 260H34V263H35ZM42 260H43V259H42ZM46 260H48L47 257H46ZM197 260L199 261L198 258H197ZM216 260H218V259H216ZM239 260H240V259H239ZM263 260H264V259H263ZM11 261H12V260H11ZM115 261H116V260H115ZM141 261H142V260H141ZM170 261H171V260H170ZM26 262H27V261H26ZM31 262H32V261H31ZM31 262H30L29 264H31ZM135 262H136V261H135ZM137 262H138V261H137ZM146 262H147V261H146ZM262 262H263V261H262ZM129 263L131 264V262H129ZM143 263H144V262H143ZM147 263H148V262H147ZM166 263H167V262H166ZM170 263H171V262H170ZM237 263H238V262H237ZM40 264H41V263H40ZM42 264H45V262H44V263L42 262ZM46 264H47V262H46ZM79 264H80V263H79ZM135 264H136V263H135ZM137 264H138V263H137ZM144 264H145V263H144ZM167 264H168V263H167ZM179 264H180V263H179ZM181 264H183V263H181ZM196 264H198V263H196ZM204 264H205V263H204Z\"/></svg>",
  "mask_w": 264,
  "mask_h": 264
}]
</instances>
